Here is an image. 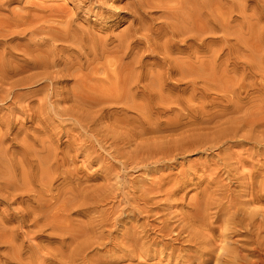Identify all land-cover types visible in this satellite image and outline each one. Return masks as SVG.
<instances>
[{
	"label": "bare ground",
	"instance_id": "6f19581e",
	"mask_svg": "<svg viewBox=\"0 0 264 264\" xmlns=\"http://www.w3.org/2000/svg\"><path fill=\"white\" fill-rule=\"evenodd\" d=\"M86 1V0H85ZM94 1V2H93ZM87 0V3H88V5L90 4L91 5V3H92V5L95 3V1L97 2V3H99L100 2V4H101V1L103 2V0H99V2H98V0ZM240 1H242V0H240ZM245 1V3L244 4H246V1L247 0H244ZM258 1V0H257ZM0 2H2L1 0H0ZM6 3V1H3V3ZM261 3H262V1H260ZM239 0H126L125 1V6H124V9H125V12H126V14L124 15V16H121V19L120 20H118L117 22H121L122 21V19H129L128 21L129 22H127V20H126V22H127V26L126 27H124V28H126L125 30H124V28H123V30H121V31H123V32H119V34L117 35L116 34V36H112V37H110V35H109V37H108V35L106 36V37H104V36H102L101 38L100 37H98L99 36V34L98 35H93L92 33L93 32H90V30H81V29H79V27H78V29L77 28H73L72 27V29L69 31V29L67 28V26H65V27H63V30L64 31H62L61 32V30L60 29H58V35L61 33V35H59V36H61V38L60 37H58V38H55V37H50L51 39L52 38H55V39H52L51 40V43H50V48L48 49L47 47H46V45H45V47H44V45H43V50H44V48L46 49V51H45V53H43L42 55L40 54H37L38 53V51L40 50V47H42V46H37L36 45V43L35 42H33V45H36L37 47H39V50L38 51H36V49L34 50V51H36L37 53V55L35 56V55H32V51H30L32 48H28L27 46H22V48H21V50H23V47H27L29 50H27V52L28 51H30V52H28V53H30V55H24L23 57H29V56H31L32 58H34V59H32V60H30V58H29V62H28V60L27 59H25L24 60V62H26V63H28L29 65H31L32 66V69L33 68H35V70H36V68H37V71L36 72H34V73H30L31 72V70H29L30 72V75L27 73L28 72V68H27V71H26V73H27V75L29 76L28 78L26 77L25 79H24V77H25V75L24 76H22L23 77V79H21V77L19 78V76L17 77V78H19L18 80H14V79H16V77L14 78L13 76H15V75H20L21 73H22V71H19L20 72V74L18 73V70L16 69L15 70V68L12 66V64H10V63H12V61L11 62H9L8 61V59L7 58H4V57H2V58H4V59H7V61L9 62H7L6 63V60H5V62L3 61V62H1L0 61V63H3L2 65L0 64V66H1V71H0V88L1 87H4L5 85H8V87L6 88H2L1 90H0V102H3V101H6L7 99H8V97H10V96H12L13 94V89H15L16 88V86H19V87H17V88H20V86L21 85H27V86H33V85H36V82L38 83V82H40L39 84V86H40V89H49L50 90V85H53V83H58V81H61V79L62 78H64V77H69V79H70V77H72V81L71 82H73L74 83V86L72 85V87H70L71 88V94L70 95H68L67 94V90L65 91L66 93H64L65 94V96L61 99V100H58V105H59V102H64V103H66L67 102V100H70V103H67L69 106H65L66 108H62L61 107V105L62 104H60L59 106L61 107V109H60V107H57L56 105L54 106V109L53 110H55L54 111V114H59V116L61 117V115H64V116H67L68 117V121H70L69 122V125L70 124H74L75 125V127H78V128H76V129H78L79 131H80V133L78 132V130H77V132L79 133V135L77 134V133H71V135L72 134H77V137H78V139H80L79 140V142L81 141V143L83 144H80L79 145V147L78 146H76V144H74V141L73 142H71L70 140V144L68 143V145H66V147L65 148H63V149H61V148H59L58 146H56V144H54V142H52V140H54L55 139V137H54V135H56L54 132L57 130V129H55V131L54 130H52V131H54V132H49L50 130H51V128H50V130L49 131H47V130H42V127L40 126L43 122H42V120H41V118H39V117H41V115H43L42 116V118H44V116H46V115H49V114H47L46 113V115L44 114L45 112H44V107H41L42 109H43V111H38V110H36V107H35V109H33V108H30V110L32 109V111L33 110H36V112L34 111V112H32L31 111V114H36V115H39V116H37V119L36 118H34L35 116L34 115H31V114H28V116L30 115V116H34L33 118L34 119H36V123L38 124V127H34V128H32V127H30V128H32L33 129V131H30L31 132V134L29 135L28 133H26L25 132V134L23 135V137H22V139H21V137L19 138V134L17 135V131H16V133H15V140L14 141H16V138L18 137L19 139H21V141H20V146H18V144H17V146H18V148L16 149L15 148V146H14V148L16 149V151H14V150H12L13 152H10V153H8V149H7V147H4L3 146V143H5L4 141H5V138H4V136H6V135H8V131H9V129H11V128H9V127H6L7 126V124H8V122H10L9 121V119H7V121L6 122H4V125H5V123H7L6 124V126H2L3 124L0 122V203H4V204H6V206L8 205V203L10 202V203H15V202H18V204L14 207V209L12 210V215L11 216H9V217H7V218H2V217H0V250L1 249H3V250H1V253L4 251V253H3V256H2V262L0 261V263H2V264H45V262H46V264H99L97 261H94V262H97V263H94L93 261H91V257L93 258V256H91L90 257V254H89V252H91L93 249H90L91 247H94V246H92V242L94 243V241L96 242V243H98L97 241H96V239L97 240H100V238L102 239V237L100 236L99 237V239H98V237L96 238H92L91 239V235H89L88 236V234H89V232H90V227L92 228V226L94 225V227H93V229L91 230V232H92V234L93 233H96L95 231H96V229L94 230V228H97L98 227V225H102V222L100 223V224H98L97 223V227H95V225L96 224H94V222L92 223L90 220H92L93 218H94V216L91 218L90 217V214H92V213H90L89 215L88 214H86V215H88L89 217H87V219H86V221H85V219H84V222L82 221V220H79V221H82L81 222V226L82 227H78V225L76 226L75 224H74V226L77 228V230H76V228L73 226V223H75V221L74 220H72V221H74L73 223L70 221L71 220V216H69L70 218V220L68 219V217L67 216H65L63 213L64 212H66L67 213V211L68 210H70L71 209V207H74L75 206V208H77L76 207V205L77 206H79V205H82L81 207H83V205L84 204H86L87 203V205H84V206H89L88 205V203H89V201L88 202H86L85 203V201H86V198H84V197H87L88 198V196L86 195V196H84L85 194H87V193H89V192H85L84 193V195H83V198L85 199H80L81 197H82V194L80 195L79 194V191L81 192V191H83V189H88V188H82L81 190L79 189V187H78V182H76V181H73V182H76L77 184H76V186L75 187H73V185H71L70 184V181L73 179V174L74 173H76L78 170L77 169H75L76 171H74V169H73V172H72V170H71V168H70V170L71 171H67V168H66V166L69 164V163H72V162H70V161H72V159H71V152H74L75 153V155L74 156H76V155H78L79 153H82V154H89V152L92 150V149H94V144H93V142H92V140H91V138L93 139H95V143H97L98 144V146H100V147H103V143L105 142L106 143V140H107V138H108V136L110 135V134H112V136H111V138L113 139V141L114 142H121L122 143V145L121 146H119V147H121L122 148V146H123V150H122V152L124 151V148H128V147H130V145H132L133 146V148L131 147V148H129V150L130 149H132V150H135V149H137L138 150V148H141L140 147V145H138L139 143H140V141H142V143H144L143 142V139L145 140V142H146V138H148V140L147 141H149V137H146V136H143L144 138L143 139H141L140 141H139V143H135L136 145H134V143L133 144H131V142H132V140H133V142H137V138H141L142 137V135H141V133L139 134V131L140 132H142L143 134L145 133V132H148V131H146V129L147 128H144L145 127V125H144V127H143V124L145 123V121H149L150 119H151V117H152V115H153V109L154 108H156V104L159 102L160 103V105H162V106H165L167 103H165L164 105H163V103L166 101V102H168V100H171L172 99V101L170 102V104L171 105H173V104H175L176 105V107H178V106H180L181 105V97L183 98V97H185L184 95L182 96L181 95V97L180 98H177L174 94H173V96H172V94L171 93H169L172 97H174L175 96V100H173V98L171 97V99H170V97L168 98L167 97V99H165V97L167 96H165L164 95V92H165V90H166V88H169V86H167V87H165L164 88V86H165V82L166 83H168L167 81H166V79H168L169 80V78H171V77H169V76H175L174 77V79L176 78V81H174V82H181V81H184V82H188L189 84L191 83L192 84V88L190 87L191 86V84H190V88L191 89H188L189 91V94H187L188 96H189V98L187 99V97H186V102H188L189 101V99H191V98H194V95L197 93V92H199L200 90L203 92V90H202V88L203 87H205V86H203V84H204V75H206V77H208L207 75H210L211 77H214L215 76V70H214V68H211V67H209V66H211V65H215L214 63H216V61H217V59H220L219 57H220V54L219 53H221V52H225V51H223L222 49L224 48H227L228 50H229V52H228V50H226L227 52L225 53L226 55V57H224L223 58V61L224 60H227V61H229L230 60V58L233 56V55H231V52L233 53L234 52V55H236L235 54V52L236 53H238V46L236 47V45H238L237 44V41H238V34L239 33H237L236 34V30L238 29V26L240 27V23H239V25H237V26H235V27H237V29L235 30L234 28H233V26H234V22H236V21H234V20H236L235 18H237V17H235V12H237L236 11V9L239 7ZM242 3V2H241ZM255 3V2H254ZM253 3V4H254ZM264 3V2H263ZM263 3H262V5H263ZM82 4V3H81ZM96 4V3H95ZM100 4H97L98 6L100 5ZM103 4L104 3H102V6H103ZM107 4V3H106ZM243 4V5H244ZM248 5L249 6H251L249 3H248ZM255 5H257L258 6V3L256 2V4ZM0 6H2L3 7V5H1L0 4ZM83 6V5H82ZM238 6V7H237ZM241 6V5H240ZM245 6H247V5H244V7ZM257 6L255 7V8H257ZM260 7H261V5H259ZM81 7V6H80ZM108 7H109V5H108ZM112 7V6H111ZM111 7L109 8L110 10L109 11H111ZM116 7V6H115ZM119 7V6H118ZM242 7V6H241ZM241 7H239L241 10H242V8ZM252 7V6H251ZM259 7V8H260ZM264 7V6H263ZM83 8V7H82ZM101 8V7H100ZM105 8H106V6H105ZM104 8V9H105ZM79 9V8H78ZM81 9V8H80ZM86 9V8H85ZM89 9V8H88ZM104 9L103 8H101V12L102 13H99V15H101L102 14V16H103V14L105 13H103V11H104ZM113 9H114V7H113ZM116 9V8H115ZM113 10L112 12H116V10ZM253 9V8H252ZM261 9H263L262 7H261ZM63 10V9H62ZM246 10V9H245ZM249 10V9H248ZM257 10V9H256ZM63 11H65V10H63ZM107 11V10H106ZM252 11V10H251ZM254 11V10H253ZM262 10H259V13L261 12ZM58 12V11H57ZM100 12V11H99ZM243 12H244V10H243ZM250 12V11H249ZM249 12H248V15H249ZM255 12V11H254ZM13 13H16V12H13ZM24 13H26V12H24ZM54 13V12H53ZM56 13V12H55ZM66 13V12H65ZM71 13V12H70ZM109 13V12H108ZM119 13V12H118ZM238 13H239V11H238ZM245 13H246V11H245ZM244 13V15L242 16V15H240L241 17H246V14ZM259 13H257L256 12V14H259ZM262 13V12H261ZM260 13V14H261ZM263 13H264V11H263ZM262 13V14H263ZM57 14V13H56ZM61 14H63V13H61ZM67 14V13H66ZM72 14V13H71ZM75 14H76V12H75ZM106 14V13H105ZM239 14H242L241 13V11H240V13ZM251 14V13H250ZM252 14H253V12H252ZM259 14V15H260ZM20 15V14H19ZM22 15V14H21ZM51 15V14H50ZM54 15V14H53ZM57 15H59V14H57ZM56 15V16H57ZM68 15H70V14H68ZM68 15H66V16H68ZM73 15L74 14H72V18H73ZM153 15H158V17H153ZM254 15L255 14H253L252 16H250L249 15V17L250 18H254ZM264 15V14H263ZM2 16V15H1ZM8 16H10V15H8ZM64 16V15H63ZM119 16V15H118ZM4 17V16H3ZM2 17V18H3ZM6 17H7V15H6ZM5 17V18H6ZM15 17V16H14ZM13 17V18H14ZM23 17V16H22ZM70 17V21H71V16H69ZM74 17H77L76 15H74ZM114 17V16H113ZM235 17V18H234ZM258 17V16H257ZM264 17V16H263ZM9 18V17H8ZM7 18V19H8ZM11 18H12V16H11ZM10 18V19H11ZM32 18V17H31ZM34 18V17H33ZM44 18V17H43ZM50 18V17H49ZM60 18V17H59ZM64 18V17H63ZM66 18V17H65ZM64 18V19H65ZM239 18V17H238ZM248 18V17H247ZM250 18L249 19H246V20H249V21H247L248 22V24H247V26H249V23H251L250 22ZM259 19H260V17H258ZM4 19V18H3ZM14 19H16V18H14ZM22 19V18H21ZM40 19V18H39ZM47 19V18H46ZM67 19V18H66ZM76 18H73V20L74 21H76L75 20ZM241 19V18H240ZM239 19V20H240ZM251 19V21L252 22H254L253 20ZM262 19V18H261ZM260 19V20H261ZM18 20V19H17ZM20 20V19H19ZM28 20V19H27ZM48 20V19H47ZM46 20V21H47ZM54 20V19H53ZM57 20H59V19H57ZM68 20V19H67ZM158 20V21H157ZM159 20H160V22H159ZM13 21V20H12ZM21 21V20H20ZM22 21H24V20H22ZM26 21V20H25ZM31 21H34V20H31ZM37 21V20H36ZM41 21V20H40ZM40 21H38V22H40ZM56 21V20H55ZM54 21V22H55ZM69 21V23H71L72 24V21L70 22ZM241 21H242V19H241ZM241 21H239V22H241ZM258 21V20H257ZM262 22H263V20H261ZM49 22V21H48ZM62 22H64V20L62 21ZM66 20H65V24H66ZM119 22V23H120ZM244 22V21H243ZM246 22V23H247ZM260 22V21H259ZM258 22V23H259ZM3 22H1V24H2ZM12 23V22H11ZM10 23V24H11ZM17 23H18V21H17ZM28 23H30V22H28ZM32 23H34V22H32ZM37 23V22H36ZM60 23V22H59ZM245 23V22H244ZM244 23H243V25H244ZM257 23V22H256ZM255 22L250 26V28L251 29H249V31L251 30V32H252V35L250 34V33H248V35L250 34V38H248V36L245 38V36L247 35V33L245 34V36H243L242 38H241V40H245V41H248L249 39H251L252 40V45L250 44L251 42H248V44L246 45V42L244 43L245 45L244 46H247V48H248V50L250 49V55L248 54V52L247 53H245V51H243L244 53H242V55H241V52H240V55L242 56V57H240L241 59L242 58H245V55H249L250 57H248V56H246V58L248 57L249 59V61H248V63L250 64V77H256V76H258L259 78H260V80H259V82H260V84H258V85H256V86H254V84H256L258 81H252V79H251V87H252V85H253V87H255V89H254V91H253V94L255 95V99H257L256 101H259V105H258V107H257V109H258V111H256L257 113H255L253 110H251L252 112H253V114L254 115H256V114H258L259 113V115H257L255 118H253L252 116V118H250V121H248L247 122V124H246V121H245V123H243L242 121H237V123L239 124V125H241V126H238V124L234 121V123H236L237 124V126H234V124H233V127H231V129L229 130V128L228 127H226V128H228V130L229 131H227V132H229V133H227V134H229L230 136H232V135H234L235 136V134H236V132H237V134H239L238 133V130H240V128L242 129V128H245L244 127V125H246V126H250V127H247V129L246 130H248V128H250V139L252 140L253 139V142L254 143H260L261 142V144L263 145V140H264V39H263V35H264V33L263 34H261L262 32L260 31V32H258L260 29H261V25L263 24V23H261V25H257ZM4 24V23H3ZM21 24V23H20ZM19 24V25H20ZM38 24V23H37ZM64 24V25H65ZM68 24V23H67ZM71 24H70V26H71ZM75 24V23H74ZM260 24V23H259ZM25 25V24H24ZM27 25V24H26ZM81 25V24H80ZM236 25V24H235ZM246 25V24H245ZM244 25V26H245ZM4 26V25H3ZM2 26V27H3ZM34 26V25H33ZM32 26V28H35V27H33ZM49 26H50V23H49ZM52 27H53V24L51 25ZM58 26V25H57ZM60 26L61 25H59L58 27L60 28ZM70 26L68 25V27L70 28ZM76 26V25H75ZM78 26V25H77ZM76 26V27H77ZM256 26V27H255ZM257 26L260 28L257 32L258 33H260L261 35H258V34H256L257 32L255 31V30H257L258 28H257ZM264 25H262V27H263ZM37 27V26H36ZM62 27V26H61ZM243 27V26H242ZM241 27V28H242ZM0 28H1V26H0ZM5 28V27H4ZM8 28V27H7ZM6 28V29H7ZM13 28V27H12ZM16 28V27H15ZM40 28V27H39ZM64 28H67V29H64ZM241 28H240V30H241ZM244 28H246L247 29V27L245 26ZM256 28V29H255ZM37 29H38V27H37ZM243 29V28H242ZM247 29V30H248ZM263 29V28H262ZM10 30V29H9ZM9 30H5V29H1L0 31H1V33H0V38H2V36H4L5 35V33H7V31L9 32V34H12L11 32H13L12 30H11V32L9 31ZM43 30V29H42ZM46 30V29H45ZM44 30V31H45ZM49 30V29H48ZM51 30V29H50ZM60 30V31H59ZM244 30V29H243ZM264 30V29H263ZM19 31H21V30H19ZM32 31V30H31ZM54 31V30H53ZM17 32V31H16ZM16 32H13L14 34L16 33ZM22 32H24V31H22ZM21 32V33H22ZM39 32V31H38ZM46 32H49V31H46ZM46 32H45V34H46ZM218 32H220L222 35H220ZM238 32V31H237ZM243 31H241L240 33L241 34H244V33H242ZM255 32V33H254ZM25 33H26V31H25ZM40 33V32H39ZM217 33L219 34V37L221 36H223L224 37V39H226L225 37H227V39H228V42L231 40H229V38H228V36L229 37H231V36H236L235 37V46H233V47H236V51H235V48H231V47H227V39L226 40H224V39H221V38H218L217 40H216V35H217ZM3 34V35H2ZM35 34V33H34ZM36 34H37V32H36ZM36 34H35V36H36ZM41 34V33H40ZM49 34H53L52 33V31H51V33H49ZM54 34H55V32H54ZM108 34H111V33H108ZM8 34H6V36H7ZM30 35H31V33H30ZM39 35V34H38ZM37 35V36H38ZM56 37L58 36L57 35V32H56ZM209 35L211 36V35H214V37L211 39V40H207L208 38H209ZM5 36V37H6ZM9 36V35H8ZM22 36V35H21ZM27 36V35H26ZM32 36V38L34 37V35H31ZM31 36H29V37H31ZM40 36V35H39ZM104 37V39H102ZM212 37V36H211ZM222 37V38H223ZM4 38V37H3ZM44 38V37H43ZM43 38H41V39H43ZM232 38V37H231ZM239 38V39H240ZM31 39V38H30ZM59 39V40H58ZM221 39V40H220ZM49 40V39H48ZM48 40H47V42H48ZM54 40H56V41H60L61 40V42H62V45H63V43H69V45H67L66 43H65V45H67V46H62V47H60V50L59 49H57L58 51L57 52H55L56 50H55V46L57 45H55V43H54ZM206 40H207V42H206ZM233 40V39H232ZM250 40V41H251ZM254 40V41H253ZM44 41V39L41 41V42H43ZM55 41V42H56ZM7 42V41H6ZM40 42V43H41ZM46 42V43H47ZM179 43L180 44V48L179 49H175L174 48V46H175V44L176 43ZM232 42V41H231ZM234 42V41H233ZM240 42V41H239ZM238 42V43H239ZM244 42V41H243ZM15 43V42H14ZM26 43V42H25ZM35 43V44H34ZM49 43V42H48ZM57 43V42H56ZM60 43V42H59ZM177 43V44H178ZM240 43H242V41L240 42ZM7 44V43H6ZM8 44H10V43H8ZM30 44V43H29ZM229 44H230V42H229ZM243 44V43H242ZM5 45V41H4V44H3V46ZM22 45V44H21ZM20 45V46H21ZM49 45V44H48ZM47 45V46H48ZM233 45V44H232ZM250 45V46H249ZM6 46V45H5ZM4 46V47H5ZM32 46V45H31ZM30 46V47H31ZM59 46V45H58ZM177 46H179V45H177ZM229 46V45H228ZM231 46V45H230ZM11 47V46H10ZM15 47V46H14ZM14 47H12V48H14ZM53 47V48H52ZM251 47V48H250ZM11 48V49H12ZM16 48L17 49H19V46L17 47L16 46ZM15 48V49H16ZM35 48V47H34ZM52 48V49H51ZM59 48V47H58ZM143 48V49H142ZM217 48H219L218 50H217ZM242 48V47H241ZM2 49V48H1ZM5 49V48H4ZM3 49V50H4ZM10 49V50H11ZM14 49V50H15ZM38 49V48H37ZM42 49V48H41ZM65 49V50H64ZM67 49V50H66ZM144 49H146V50H148V52L147 53H153L154 54V52H156V54H158L160 57H158L156 60V62H155V60L153 61V62H155V64H156V66H157V68L155 67V70L153 69L152 71H154L153 73L154 74H152V73H150L148 70H146L147 72H149V73H147V72H145L144 73V71L142 70V68L143 67H146L145 65H143V63H142V57H139L142 53L144 54V52H142L141 53V51L142 50H144ZM204 49H211L212 51H213V53L211 54L210 52H212V51H209V53L211 54V55H209L208 56V54H206L209 58H207V56H206V58H205V55H202V54H205V50ZM232 49H234V51H232ZM7 50H8V46H7ZM7 50H5V52L7 51ZM9 50V51H10ZM20 50V49H19ZM20 50V51H21ZM70 51V50H72V53L70 52V54H69V52H68V55H65V53H64V51ZM217 50V51H216ZM244 50V49H243ZM8 51V52H9ZM16 51V50H15ZM15 51H13V52H15ZM42 51V50H41ZM43 51V52H44ZM140 51V55H138V52ZM215 51V52H214ZM220 51V52H219ZM24 52H26L25 51V49H24ZM26 52V54H28ZM40 52V51H39ZM176 53V54H178V55H180V57L178 56V55H174L173 57H171V54H173V53ZM219 52V53H218ZM1 53V52H0ZM7 53V52H6ZM11 53V52H10ZM42 53V52H41ZM5 54V53H4ZM15 54H17L16 52H15ZM20 54H21V52H20ZM23 54H25V53H23ZM145 54H146V52H145ZM224 54V53H223ZM222 54V55H223ZM3 55V54H2ZM7 55H9V54H7ZM147 55V54H146ZM239 55V56H240ZM0 56H1V54H0ZM10 56V55H9ZM11 56H12V54H11ZM155 56V55H154ZM175 56H178V57H175ZM237 56V55H236ZM244 56V57H243ZM6 57V56H5ZM14 57V56H13ZM18 57V56H17ZM20 57V56H19ZM144 57V56H143ZM234 57V56H233ZM22 58V57H21ZM237 58L239 59V57L237 56ZM237 58H236V60H237ZM1 59V58H0ZM11 59V58H10ZM12 59H14V58H12ZM16 59V58H15ZM146 59V58H145ZM222 59V58H221ZM221 59H220V61H221ZM234 59H235V57H234ZM233 59V60H234ZM242 60H244V59H242ZM145 61V60H144ZM147 61V60H146ZM145 61V63H147ZM149 61V60H148ZM246 61V60H245ZM246 61V62H247ZM24 62H22L21 64L24 66V68H25V66L27 65V64H25L24 65ZM231 62V61H230ZM239 62V61H238ZM242 62V61H241ZM241 62H239V65H241L242 63ZM246 62H245V65H246ZM5 63V64H4ZM15 63V62H14ZM144 63V64H145ZM150 63V62H149ZM222 63H224V62H222ZM227 63V62H226ZM233 63V62H232ZM235 63H237V61L235 62ZM241 63V64H240ZM6 64H8V65H6ZM217 64H220V62L218 63L217 62ZM228 64V63H227ZM227 64H225V67L228 69V67L226 66ZM229 64H231V63H229ZM15 66H16V68H18V66H17V63L16 64H14ZM18 65H20L19 63H18ZM148 66V68L146 67V69H149V65L150 64H147ZM151 65H152V63H151ZM150 65V66H151ZM233 65H234V63H233ZM236 65H238V64H235V67H236ZM21 66V65H20ZM20 66H19V68H20ZM217 66V65H216ZM224 66V64H222V67ZM244 65H242V67H243ZM248 66V65H247ZM246 66V67H247ZM3 67H5V68H3ZM22 67V66H21ZM26 67H28V66H26ZM30 67V66H29ZM214 67V66H213ZM221 67V66H220ZM225 67H223V68H225ZM229 67H230V65H229ZM245 66H244V68H246ZM23 68V67H22ZM222 68V70H224ZM225 68V69H226ZM231 68V67H230ZM237 68V67H236ZM235 68V69H236ZM249 68V67H248ZM21 69V68H20ZM30 69V68H29ZM54 69V70H53ZM55 69H57V70H55ZM145 69V68H144ZM151 69V68H150ZM218 69V68H217ZM221 68H219L218 69V71L220 70ZM231 69H233L234 70V68H231ZM239 70H240V66H239V68H238ZM237 69V70H238ZM242 69V68H241ZM22 70V69H21ZM25 70H26V68H25ZM39 70V71H38ZM52 70V71H51ZM222 70H220V71H222ZM244 70V69H243ZM247 70L245 71V72H247ZM24 71V70H23ZM34 71V70H33ZM32 71V72H33ZM242 71V70H241ZM240 71V72H241ZM25 72V71H24ZM243 73H244V71H242ZM230 73H231V71H230ZM233 73V72H232ZM235 73H237L238 74V71L237 72H235ZM243 73H242V75H243ZM23 74V73H22ZM21 74V75H22ZM225 76H228L227 74H225V73H223ZM223 74H221L222 76H223V79L225 78V76L223 75ZM234 74V73H233ZM26 75V76H27ZM100 75V76H99ZM102 75V76H101ZM220 75V74H219ZM220 75V76H221ZM230 75V74H229ZM239 75V74H238ZM220 76H217V74H216V77H214L215 79L217 78V77H219V78H217V82L219 81L218 79H221L220 78ZM231 76V75H230ZM233 76H236V75H233ZM244 76V75H243ZM243 76H241V77H243ZM245 76H247V75H245ZM250 77H248V78H250ZM14 78V79H13ZM213 78V79H214ZM230 78V77H229ZM228 78V80L227 79H225V81H226V84H225V81L223 80V82H224V84L227 86V84H228V86H227V89L226 90H228V88H230L229 86H230V84L232 83V84H234L233 83V81H231V80H233L232 79V76H231V78L229 79ZM235 79H236V81H237V79H240V78H236V77H234ZM244 78V77H243ZM207 79V78H206ZM235 79H234V81H235ZM242 79V78H241ZM257 79V78H256ZM10 80L12 81V82H10ZM49 81V85L47 86V84L45 83V81ZM172 80V79H171ZM209 80V79H208ZM258 80V79H257ZM210 81V80H209ZM208 81V84H210V82ZM214 81V80H213ZM230 81H231V83H230ZM236 81H235V84H236ZM242 81V80H241ZM241 81H239V82H241ZM183 82V83H184ZM207 82V81H206ZM216 82V81H215ZM223 82H222V84L220 83H215V84H219V85H224L223 84ZM238 81H237V83H239ZM244 82V81H243ZM57 83L56 84H54V85H57ZM61 83V82H60ZM68 83V82H67ZM70 83V82H69ZM72 83V84H73ZM244 83H246V82H244ZM65 84H66V82H65ZM170 84V83H169ZM168 84V85H169ZM174 84H176V83H174ZM181 84H182V82H181ZM180 84V85H181ZM207 84V86H209ZM243 83L241 82V85H242ZM38 85V84H37ZM36 85V86H37ZM177 85V84H176ZM187 85H185V88H186V86ZM240 85V84H239ZM246 85V84H245ZM245 85L243 86V87H245ZM27 86H25V87H27ZM35 86V87H36ZM179 86V85H178ZM182 86H184V85H182ZM180 87V89H182L183 88V90H184V87ZM206 86V87H207ZM215 86H217V85H215ZM237 86V85H236ZM236 86H232L231 88H232V90H230V93L231 94H229V95H231V98L229 97V98H227L228 100L230 99V100H232L233 102H235L234 100V98L235 97H237V95L239 94H235V93H237V92H235V91H237V90H233V88H236ZM15 87V88H14ZM23 87V86H22ZM21 87V88H22ZM38 87V86H37ZM37 87H36V89L34 88V87H31V88H34L33 90L34 91H38V89H37ZM58 87V86H57ZM210 87V86H209ZM214 87V86H213ZM222 87H224V86H222ZM238 87V86H237ZM241 87V86H240ZM246 87H247V85H246ZM248 87H249V84H248ZM247 87V88H248ZM252 87V88H253ZM9 88V89H8ZM24 88V87H23ZM29 88V87H28ZM30 88V89H31ZM53 88H55V86L54 87H52L51 88V92H52V96L54 97V95H57V92L55 91V89H57V88H55V89H53ZM59 88V87H58ZM65 88H63L64 90H65ZM171 88V87H170ZM174 88V87H173ZM5 89V90H4ZM30 89L29 90H27V91H30ZM61 89V88H60ZM210 89H216V88H211L210 87ZM217 89H219V87L217 86ZM222 89V88H221ZM239 89H242V88H239ZM245 89V88H244ZM6 90H9V91H6ZM13 90V91H12ZM32 90V89H31ZM44 90V91H45ZM49 90H47V91H45L46 92V94H47V92L49 91ZM62 90V89H61ZM60 90V91H61ZM179 90V89H178ZM220 90V89H219ZM223 90V89H222ZM226 90H224V91H226ZM228 90V91H229ZM243 90V89H242ZM242 90H241V92H242ZM247 90H249V89H247ZM17 91V90H16ZM33 91V92H34ZM168 91H169V89H168ZM173 91V90H172ZM182 91V90H181ZM184 91H186V90H184ZM212 90H210V92H211ZM216 91H218V90H216ZM228 91H227V93H228ZM15 92V91H14ZM18 92V91H17ZM17 92L14 94V95H16L17 94ZM20 92V91H19ZM31 92V91H30ZM40 92H43V91H40ZM59 92V91H58ZM183 92V91H182ZM187 92V93H188ZM201 92V93H202ZM205 92V91H204ZM207 92H209V91H207ZM209 92V93H210ZM220 92V94H221V92H222V94H223V91H219ZM235 92V93H234ZM240 92V93H241ZM244 92V91H243ZM32 93V92H31ZM62 93V92H61ZM166 93H168V92H166ZM165 93V94H166ZM176 93H177V91H176ZM181 93V92H180ZM179 92L177 93V94H180ZM209 93H206L205 92V94L207 95L208 94V97H209ZM218 93V92H217ZM225 93V92H224ZM227 93H226V97H227ZM244 93H246V92H244ZM249 93H251V92H249ZM12 94V95H11ZM45 94V93H44ZM45 94V95H46ZM49 94L51 95V93L49 92ZM67 94V95H66ZM182 94V93H181ZM199 94H200V92H199ZM199 94H197V96H199V97H201V94L199 95ZM236 96H235V95ZM8 95H10V96H8ZM42 96H44L43 95V93L41 94ZM48 95V94H47ZM50 95H49V98H50ZM186 95V96H187ZM219 95V94H218ZM218 95L216 94V96L218 97ZM244 95V94H243ZM251 95V94H250ZM156 96V99L158 100V102H157V100H155V97ZM178 96V95H177ZM196 96V97H197ZM211 96V95H210ZM239 96V95H238ZM246 96H249V94L248 95H246ZM252 96V95H251ZM19 98V96H18V94H17V96H13V98H14V100H16V98ZM45 97H47V96H45ZM44 97V98H45ZM52 97V98H53ZM58 97H62V96H59L58 95ZM158 97V98H157ZM198 97V98H199ZM203 97H204V95H203ZM203 97H201V98H203ZM206 97V96H205ZM220 97V96H219ZM224 97V96H223ZM222 97V98H223ZM254 97V96H253ZM17 98V99H18ZM29 98V97H28ZM43 98V97H42ZM43 98V99H44ZM57 97H55V99H56ZM154 98V99H153ZM212 98V97H211ZM214 98V97H213ZM211 99V100H214V99ZM239 98V97H238ZM240 98H241V96H240ZM247 98V97H246ZM38 99V98H37ZM137 99H138V102H137ZM139 99H140V102H139ZM184 99V98H183ZM182 99V100H183ZM195 99V98H194ZM193 99V100H194ZM204 99V98H203ZM202 99V100H203ZM216 99V98H215ZM220 99V98H219ZM224 99V98H223ZM234 99V100H233ZM244 99V98H243ZM249 99V102H250V98H248ZM8 100H10V99H8ZM51 100V99H50ZM49 100V101H50ZM53 100V99H52ZM156 102L155 103V105H154V101ZM184 100V101H185ZM200 102L199 103H201V99H198ZM205 100H206V98H205ZM225 100V99H224ZM224 100H223V103H224ZM227 100V102H229V103H231L232 101H228ZM237 100V99H236ZM241 100V99H240ZM246 100V99H245ZM11 101H12V99H11ZM16 101H19V100H16ZM35 101V100H34ZM40 101V103L43 101V100H39ZM45 101H46V98H45ZM48 101V102H49ZM54 101V100H53ZM56 101V100H55ZM196 101H197V98H196ZM215 101V100H214ZM218 101H220V102H222V99L221 100H218ZM7 102H9V101H7ZM47 102V101H46ZM69 102V101H68ZM190 102H192L191 104H190V106L191 105H193V101H189V103ZM198 102V101H197ZM203 102H205L204 100H203ZM202 102V103H203ZM216 102H217V100H216ZM238 102V101H237ZM237 102H235V103H237ZM242 102H244V101H242ZM246 102V101H245ZM248 102V101H247ZM248 102V103H249ZM18 103V102H17ZM43 103H44V101H43ZM50 103V102H49ZM57 103V102H56ZM55 102H52L51 104H56ZM158 103V104H159ZM184 103V102H183ZM182 103V104H183ZM205 103H207V101L205 102ZM210 103H211V101H210ZM225 103H226V101H225ZM235 103H232L233 104V106H235ZM238 103H240V102H238ZM237 103V104H238ZM2 104V103H1ZM3 104H6V103H3ZM11 104V105H10ZM10 104H9V108L8 109H6L5 108V110H8L9 111V113L8 114H10V115H8V114H4V116H6V117H9V116H11V114H12V112H14V111H16V112H21V111H24L23 110V108L21 107H18L19 105H17V104H15V101H12V102H10ZM157 104V105H158ZM204 104V103H203ZM209 104V103H208ZM212 104H214V102H212ZM221 104V103H220ZM231 104V105H232ZM236 104V105H237ZM241 104H243V103H241ZM247 104V103H246ZM250 104V103H249ZM249 104H247V105H249ZM40 105H42V104H40ZM63 105H65V104H63ZM167 105H169V102H168V104ZM167 105H166V107H167ZM186 105V107H188L187 106V104H185ZM189 105V104H188ZM195 106L197 105V104H194ZM193 105V106H194ZM199 106H197V108L199 107V109H200V104H198ZM205 105V104H204ZM204 105H202V106H204ZM207 105V104H206ZM206 105H205V107L204 108H206ZM217 105H219V103L217 104ZM224 105V104H223ZM225 105H227V104H225ZM239 106H243V105H240V104H238ZM237 105V106H238ZM246 105V106H247ZM251 105V104H250ZM2 106H4V105H2ZM43 106H44V104H43ZM50 106V105H49ZM194 106V107H195ZM201 106V107H202ZM215 105H213V107H214ZM245 106V103H244V107H246ZM6 107V106H5ZM26 107V106H25ZM46 107V106H45ZM64 107V106H63ZM111 107H113L114 108V113L113 112H111V114H110V109L109 108H111ZM159 107H161V106H159ZM169 107V110H170V105L168 106ZM172 107V106H171ZM174 107V106H173ZM180 107H182V105L180 106ZM185 107V108H186ZM208 107V106H207ZM230 107V106H229ZM229 107H225V108H229ZM236 107V106H235ZM234 107V108H235ZM249 107H254V106H249ZM39 109H41L40 107H38ZM51 108V107H50ZM50 108H48V109H50ZM163 108H165V107H162V110H163ZM196 108V107H195ZM217 108H219L220 109V106H218ZM233 109V107L231 106L230 107V109ZM243 108V107H242ZM256 108V107H255ZM107 109H109L108 111H107ZM130 110V111H135L136 113H135V115H138V119L136 118V117H132L131 119L132 120H134V118H136V122L139 124V130L138 129H135L136 127L135 126H133L134 124H133V122H132V124H130L131 122H129L128 121V119L126 118V116L128 115V114H126L125 115V111L126 110ZM158 109V108H157ZM174 109V108H173ZM175 109H178V108H175ZM184 108H182V110H183ZM189 109H192V108H189ZM198 109V110H199ZM208 109V108H207ZM219 109H216V110H214V111H216L217 113L215 114V115H218V113L220 112V115L222 114L221 113V111H217V110H219ZM238 109H241V108H238ZM238 109H237V111H238ZM246 109H247V107H246ZM248 109H250V108H248ZM254 109V108H253ZM2 110H4L3 108H2ZM1 110V111H2ZM27 111H28V109H26ZM46 110V109H45ZM53 110H52V112H53ZM125 110V111H124ZM162 110H161V112H162ZM168 110V109H167ZM187 110V109H186ZM186 110H184V111H186ZM201 110V109H200ZM199 110V111H200ZM202 110L203 111H207V110H205V109H203V107H202ZM202 110H201V112H202ZM221 110H224L223 108L221 109ZM227 109H225V111H226ZM241 110H244V109H241ZM124 113H123V112ZM155 111H156V109H155ZM159 111V110H158ZM165 111V109L163 110V112ZM178 110H176L175 112H177ZM181 111V110H180ZM188 111V110H187ZM209 111V110H208ZM207 111V112H208ZM213 111V112H214ZM225 111L223 112V114L225 115ZM229 111V110H228ZM234 111H236V110H234ZM233 111V112H234ZM234 112V113H237L238 114V112ZM247 111H249V113H250V110H247ZM247 111H244L245 112V114H246V112ZM29 112V111H28ZM38 112V113H37ZM44 112V113H43ZM48 112V111H47ZM108 112H109V114H108ZM129 112V111H128ZM127 112V113H128ZM160 112V111H159ZM169 112V111H168ZM196 112V111H195ZM227 112V111H226ZM230 112V111H229ZM228 112V113H229ZM232 112V111H231ZM241 112V114H242V112L243 111H240ZM3 113V112H2ZM25 113H26V111H24V116H25ZM43 113V114H42ZM48 113H50V111L48 112ZM165 113V112H164ZM185 113V112H184ZM189 113V112H188ZM198 113V112H197ZM210 113V112H209ZM212 113V112H211ZM210 113V114H211ZM234 113H232V114H234ZM156 114H158V112L157 113H155L154 115H156ZM173 114V113H172ZM177 114V113H176ZM181 114L184 116V115H188V114H183V111L181 112ZM181 114H177V116H181ZM189 114H192V113H189ZM194 114V113H193ZM196 114V113H195ZM199 114V113H198ZM202 113H200V117L202 116H205V114H207V113H205L204 115H201ZM209 114V115H210ZM213 114V115H214ZM223 114H222V117H221V119H222V121H225V120H228V119H226L225 117H231L232 118V116H236V117H238L237 115H232V116H226L225 115V117L223 116ZM230 114V113H229ZM240 114V113H239ZM240 114V115H241ZM252 113H251V115H253ZM13 115V114H12ZM135 115H133V116H135ZM197 115V114H196ZM214 115V117H217V116H215ZM243 115V114H242ZM241 115V116H242ZM248 115V114H247ZM247 115H244L245 117L247 116ZM4 116H3V118H4ZM15 116V115H14ZM63 116V117H64ZM160 116V115H159ZM174 115H172V117H173ZM182 116V117H183ZM189 116V115H188ZM194 116V115H193ZM212 116V114L210 115V117ZM243 116V117H244ZM250 116V115H249ZM2 117V116H1ZM48 117V116H47ZM46 117V118H47ZM49 117H50V115H49ZM47 118V119H49L50 120V118H54L55 116L53 115L52 117H50V118ZM56 117H58L57 115H56ZM66 117V118H67ZM129 117H131V116H129L128 115V118ZM157 117V116H156ZM171 117V116H170ZM170 117L168 118V119H170ZM178 117V118H179ZM182 117H180V120L182 121L183 120V118ZM186 117V116H185ZM194 117H196V116H194ZM199 117V116H198ZM206 117V116H205ZM204 117V118H205ZM213 117V118H214ZM219 117V116H218ZM235 117V118H236ZM248 117V116H247ZM246 117V118H247ZM13 118V117H12ZM24 118V117H23ZM27 118V117H26ZM32 118V119H33ZM46 118L43 120V121H45L46 120ZM53 118H52V120H53ZM65 118V119H66ZM108 119V118H110V120L108 119L107 121H110L109 122V125H108V123L106 124L105 123V121H104V119ZM174 118V117H173ZM177 118V117H176ZM182 118V119H181ZM194 119L193 117H191L190 116V119ZM197 118V117H196ZM208 118V117H207ZM212 118V117H211ZM225 118V119H224ZM235 118H233V119H235ZM241 118V117H240ZM240 118H238V120L240 119ZM1 119V118H0ZM6 119V118H5ZM4 119V120H5ZM25 119V118H24ZM28 119H30V118H28ZM62 119V118H61ZM105 119V120H106ZM130 119V118H129ZM154 119V118H153ZM152 119V120H153ZM203 118H201V121H203L202 120ZM206 119V118H205ZM220 119V118H219ZM219 119H216V120H218V121H220ZM224 119V120H223ZM248 119H249V117H248ZM10 120H11V118H10ZM15 120V122H16V119H14ZM26 120V119H25ZM48 120V121H49ZM51 120V121H52ZM132 120H130V121H132ZM174 121H175V118L173 119ZM172 120V121H173ZM179 120V119H178ZM177 119H176V121H177V123L178 124H176V123H174V124H176V126L177 125H181V124H179V121H178ZM186 120H188V119H186ZM185 119L183 120V121H186ZM209 120H210V118H209ZM207 121V122H210V121ZM212 120V119H211ZM230 121L229 122H231V120L232 119H229ZM237 120V119H236ZM244 120H246V119H244ZM2 121V120H1ZM12 121V120H11ZM21 121V120H20ZM31 121V120H30ZM33 121V123H34V120H32ZM48 121H45V123H44V125L46 124V122H47V124L49 123ZM63 121V120H62ZM65 121V120H64ZM104 121V122H103ZM171 121V123L173 124V122ZM191 122H192V120H190ZM194 121V120H193ZM218 121H216V122H218ZM221 121V124L223 125V126H225V122H222ZM28 122H29V120H28ZM71 122H73V123H71ZM134 122H135V120H134ZM154 122V121H153ZM187 122V121H186ZM191 122H189V123H191ZM196 123H197V125H198V123L200 122V120H198V122H197V120L195 121ZM204 122V121H203ZM213 122V121H212ZM227 122V121H226ZM250 122V123H249ZM33 123H32V125H33ZM36 123H34L35 125H36ZM68 123V122H67ZM137 123H136V125H137ZM150 123H152L151 121H149L148 122V125L150 124ZM189 123H187V124H189ZM204 123H206V122H204ZM219 123V122H218ZM232 123H233V120H232ZM11 124H13V122L11 123ZM10 123L8 124V125H11ZM15 124V123H14ZM13 124V125H14ZM20 124V123H19ZM49 124H51V123H49ZM48 124V125H49ZM129 124H130V126H129ZM168 124H170V122L168 123L167 122V125ZM173 124V125H174ZM186 124V126H188V128H189V125H187ZM211 124H213V123H210V124H208V125H206L205 124V126L204 125H202L201 124V122H200V126H204V127H208L209 128V125H211ZM216 123L214 122V124L213 125H215ZM220 123H219V125H221ZM226 124H228V123H226ZM229 124H231V123H229ZM16 125V124H15ZM55 125H58V124H56L55 123ZM65 125V124H64ZM131 125H132V127H131ZM192 125H196V124H190V126H192ZM197 125H196V127H194V129L195 128H198L197 127ZM212 125V126H213ZM219 125L217 124V128H215L214 130H213V132H210V131H212L211 129L214 127H210V131H209V133H211V134H209V136H212V134L214 135L215 134V132H216V134L218 133L217 131L219 130L218 129V127H219ZM221 125V126H222ZM259 126V127H263V128H261L259 131L257 130L256 132H258V133H256L255 134V130L256 129H254V127L255 126ZM18 126V125H17ZM19 126H21V124L19 125ZM18 126V127H19ZM47 126V125H46ZM45 126V127H46ZM146 126H147V124H146ZM175 126V125H174ZM178 126V127H179ZM183 126H184V124H183ZM182 126V127H183ZM199 126V128H202V127H200ZM229 126V125H228ZM24 127V126H23ZM28 127V126H27ZM48 127V126H47ZM46 127V128H47ZM137 127H138V125H137ZM171 127H173V126H171ZM193 127V126H192ZM215 127H216V125H215ZM22 127H20L19 128V131H20V129H21ZM44 128V127H43ZM70 128V127H69ZM71 128H73V126H71ZM71 128L70 129H68V131L66 130L65 132H66V134H67V132L69 133V132H71V131H69V130H71ZM152 127H151V125H150V131L149 132H152V129H151ZM167 128H168V126H167ZM175 128H177V127H175ZM179 128H181V127H179ZM178 128V129H179ZM183 128H185V130L187 129L186 127H183ZM18 129V128H17ZM53 129V128H52ZM59 129V128H58ZM122 129H123V131L124 132H122ZM126 131H125V130ZM149 129V128H148ZM190 129H191V127H190ZM189 129V130H190ZM193 129V130H194ZM207 129V128H206ZM216 129H218V130H216ZM27 130V129H26ZM29 130V129H28ZM31 130V129H30ZM60 130V129H59ZM74 130V129H73ZM104 130V131H103ZM119 130H121V131H119ZM138 130V131H137ZM170 130V129H169ZM173 129H171V131H172ZM179 130H181V129H179ZM188 130V129H187ZM186 130V131H187ZM189 130H188V132H189ZM200 130V129H199ZM203 130H204V128H203ZM220 130H223L222 128L220 129ZM219 130V135H221L220 134V132H224V130L223 131H220ZM25 131V130H24ZM23 131V132H24ZM174 131H178V130H174ZM183 131V130H182ZM204 131H207V130H204ZM244 131V130H243ZM242 131V132H243ZM253 131H254V133H253ZM14 132V131H13ZM22 132V133H23ZM57 132V131H56ZM73 132V131H72ZM76 132V131H75ZM118 132H122L121 134H118ZM173 132V131H172ZM180 132V134H181V131H179ZM193 132V131H192ZM195 132V131H194ZM193 132V133H194ZM199 132H201V130L199 131ZM198 132V133H199ZM203 132V131H202ZM202 132H201V134H202ZM242 132H240V133H242ZM247 133V131H244V133ZM60 133V132H59ZM164 133V132H163ZM183 133V132H182ZM191 133V132H190ZM196 133V132H195ZM194 133V134H195ZM204 133V132H203ZM207 133V132H206ZM249 133H247L248 134V137H249ZM12 134V133H11ZM62 134V133H61ZM145 134H147V133H145ZM168 134V133H167ZM167 134H166V136H167ZM175 135H176V133H174ZM186 134V133H185ZM185 134H182L181 135V138H182V136L183 135H185ZM188 134V133H187ZM197 134V133H196ZM215 134V135H216ZM227 134H224L225 136L224 137H222L223 138V140H225V139H227V138H225L226 136H228ZM236 134V135H237ZM255 134V135H254ZM71 135H70V137H71ZM165 135V134H164ZM169 135V134H168ZM172 135V134H171ZM178 135V134H177ZM189 135V134H188ZM191 135V134H190ZM190 135H189V137H190ZM193 135V134H192ZM208 135V134H207ZM244 135V134H243ZM243 135H240V136H242L244 139H246V135L245 136H243ZM10 136V135H9ZM8 136V137H9ZM57 136V135H56ZM69 136V135H68ZM68 136L67 137H64V138H68ZM140 136V137H139ZM205 136H206V134H205ZM222 136H223V134H222ZM230 136H228L229 138V141H230V139L232 140V138H230ZM233 136V137H234ZM239 135H237L236 137H238ZM7 137V138H8ZM60 137V136H59ZM146 137V138H145ZM151 137V136H150ZM157 137V136H156ZM160 137V136H159ZM162 137V136H161ZM163 137H165V136H163ZM177 138H178V136H176ZM187 137V136H186ZM188 137V138H189ZM200 137V136H199ZM202 137H203V135H202ZM215 137H218V139L220 140V138H221V136H214V138H213V136H212V140H213V142H214V144L217 146L219 143H217V142H220L217 138V140H216V142L214 141V139H215ZM236 137H234V138H236ZM242 137H240V138H242ZM6 138V139H7ZM13 138V137H12ZM11 138V139H12ZM54 138V139H53ZM58 138V137H57ZM72 139L73 138H75L76 139V137H75V135H74V137H71ZM82 138V139H81ZM134 138H136L135 139V141H134ZM169 138H171V137H169ZM169 138H166L167 140L169 139ZM176 138V139H177ZM191 138V137H190ZM190 138H189V140H190ZM198 138V137H197ZM207 138V137H206ZM209 138H211V137H209ZM225 138V139H224ZM11 139L9 140V141H11ZM14 139V138H13ZM111 139V140H112ZM151 139V138H150ZM153 139H155V138H153ZM172 139H174V137L172 138ZM183 139H185V138H183ZM192 139H194L193 137H192ZM196 139V138H195ZM249 139V138H248ZM247 139V140H248ZM17 140V142H19ZM57 140V139H56ZM55 140V141H56ZM109 140H110V137H109ZM115 140H117V141H115ZM139 140V139H138ZM165 142H167V140H165V139H163ZM179 140L180 139H178V144H179ZM197 140V139H196ZM196 140H194V141H196ZM208 140V139H207ZM207 140H203V141H207ZM234 140V139H233ZM237 140H238V138H237ZM13 141V142H14ZM131 141V142H130ZM159 141H161V140H159ZM169 141H170V139H169ZM168 141V142H169ZM188 141V140H187ZM193 141V142H194ZM198 141H199V139H198ZM211 141V140H210ZM222 141V140H221ZM228 141V140H227ZM238 141H240V139L238 140ZM242 141H244V140H242ZM56 142H58V141H56ZM77 142H78V140H77ZM79 142H78V144H79ZM112 142V141H111ZM125 142H129V144H127V143H125ZM150 142H152V139H151V141ZM165 142H163L164 144H165ZM175 142V143H176ZM182 142V141H181ZM180 142V143H181ZM185 142H186V140H185ZM212 142V141H211ZM222 142H225V141H222ZM235 142V141H234ZM241 142V141H240ZM7 143V142H6ZM10 143V142H9ZM11 143H12V141H11ZM75 143H76V141H75ZM104 143V144H105ZM119 143H117V144H119ZM123 143H124V145H126V146H124L123 145ZM170 143L172 144L173 142H171L170 141ZM174 143V144H175ZM177 143H176V146H177ZM188 143H190L189 141H188ZM199 143H200V141H199ZM226 143H228V142H226ZM232 143V142H231ZM237 143V142H236ZM239 143V142H238ZM238 143H237V145H238ZM254 143H252V144H254ZM14 144V143H13ZM59 143H57V145H58ZM110 144V143H109ZM115 144V145H114ZM114 144H112V145H114V146H116V148H117V145H116V143H114ZM146 144V143H145ZM159 144V143H158ZM162 144V143H161ZM159 145V150L157 149L158 147H156L157 145L156 144H154L153 145V150H155V152L154 153H156L157 154V152H156V150H158V153H159V151L161 150L162 151V149L163 148H161L160 146H162L163 145V147H165L164 146V144H162V145ZM183 144V143H182ZM184 144H186V143H184ZM195 144H196V142H195ZM214 144H211V145H214ZM233 144V143H232ZM235 144V143H234ZM10 145V144H9ZM14 145H16V144H14ZM72 145L73 146H76L75 148H73L72 147ZM112 145H110L111 147H112ZM139 146V147H137V148H135L134 149V147L135 146ZM156 145V146H155ZM166 145V144H165ZM169 145V144H168ZM167 145V146H168ZM189 145H194L193 143L192 144H188V146ZM204 145H205V143H204ZM236 145V144H235ZM251 145V144H250ZM254 145H256V144H254ZM260 145V144H259ZM39 147V148H36V147ZM95 146H96V144H95ZM128 146V147H127ZM149 146V147H148ZM147 147L150 149V147H151V152L150 153H147V152H145V151H143V149L145 148V149H147V147H143L142 148V151H143V153H139L140 152V150L141 149H139L138 151L139 152H134V151H128V149H125V151L123 152V154L126 152V150H127V152H130V154H127L126 153V155H130L131 156V153H135L134 155H132V156H136V157H138V153L142 156V157H144V152H145V154H151L152 153V146H150V145H148ZM172 146H174L173 144H172ZM181 146H183V145H181ZM181 146H177V147H175V151L176 150H178V149H184L185 147L183 146V148H181ZM197 146L198 145H196V148H197ZM200 146V145H199ZM206 146V145H205ZM257 146V145H256ZM10 147V146H9ZM63 147V146H62ZM104 147H105V145H104ZM106 147L108 148V146L106 145ZM190 147V146H189ZM204 147V146H203ZM202 147V148H203ZM12 148V147H11ZM14 148H12V149H14ZM113 148V147H112ZM115 147L113 148L115 151L118 149H116ZM176 148H178V149H176ZM210 148V147H209ZM213 148V147H212ZM98 149V148H97ZM99 149H102V148H99ZM104 149V148H103ZM102 149V150H103ZM169 149H171V148H169ZM191 149V148H190ZM189 149V150H190ZM198 149V148H197ZM206 149V148H205ZM218 149V148H217ZM11 150V149H10ZM95 150V149H94ZM113 150V151H114ZM119 150V149H118ZM117 150V151H118ZM165 150V149H164ZM163 150V151H164ZM180 150H178L179 151V153H181V151ZM186 150H187V147H186ZM185 150V152H187V151H189V150H187L186 151ZM193 150V149H192ZM191 150V151H192ZM207 150V149H206ZM104 151V153L105 152H107V153H109L110 151H107L106 149H104L103 150ZM112 151V150H111ZM112 151V152H113ZM141 151V152H142ZM147 151V150H146ZM94 151H92V153H93ZM96 152V151H95ZM102 152V151H101ZM119 153L121 152V151H118ZM122 152H121V155H123L122 154ZM171 152V151H170ZM172 152H173V148H172ZM183 152V151H182ZM184 152V153H185ZM73 153V154H74ZM92 153H90V155L92 154ZM117 154V153H114L113 152V154H115V155H118V156H120V154ZM227 153V152H226ZM99 154H100V152H99ZM102 154V153H101ZM100 154V155H101ZM111 154V153H110ZM110 154L108 155V156H110ZM137 154V155H136ZM162 154V153H161ZM164 154H165V152H164ZM186 154V153H185ZM189 154H192V153H189ZM236 154V153H235ZM94 156H96L94 159H96L97 157H98V155H95V154H93ZM103 155V154H102ZM105 155V154H104ZM103 155V156H104ZM125 155V154H124ZM125 155V161H127V156ZM139 155V160L138 159H136L137 160V162L138 161H140V160H142V158H141V156ZM147 155H145L147 158H146V160L145 161H147L149 158H150V156L152 155H150V156H147ZM155 155V154H154ZM153 155V156H154ZM160 155V154H159ZM166 155H168L169 156V154H167L166 153ZM170 155H174V154H170ZM6 156H8V157H6ZM80 156H81V154H80ZM103 156H101V158L103 157ZM153 156H151V157H153ZM157 156V155H156ZM167 156V157H168ZM180 156H182V155H180ZM185 156V155H184ZM93 157V156H92ZM100 157V156H99ZM112 157V154H111V156H110V158ZM121 158L123 157V156H120ZM120 157H118L117 158V160L120 158ZM149 157V158H148ZM163 157V156H162ZM171 157V156H170ZM174 157V156H173ZM228 157H230V156H228ZM78 158V157H77ZM85 158V157H84ZM83 158V159H84ZM100 158V159H101ZM130 158L131 157H129L128 159V162L130 161ZM141 158V159H140ZM154 158V157H153ZM145 159V158H144ZM144 159L142 160V162H144ZM155 159V158H154ZM153 159V160H154ZM87 160V159H86ZM93 160V159H92ZM102 160V159H101ZM104 160H105V158H104ZM114 160V159H113ZM123 160V159H122ZM151 160H152V158H151ZM237 160V159H236ZM75 161V160H74ZM85 161V160H84ZM95 161V160H94ZM96 161H99V159H97ZM106 161V160H105ZM124 161V160H123ZM122 161V162H123ZM155 161H156V159H155ZM174 161V160H173ZM172 161V162H173ZM223 161V160H222ZM230 161V160H229ZM99 162H101V161H99ZM107 162V161H106ZM117 163L119 162V161H116ZM122 162H121V164H122ZM132 161H130V163H131ZM133 162L135 163V161L133 160ZM132 162V163H133ZM141 161H140V163H142ZM157 162H158V160H157ZM228 162V161H227ZM85 163H88V162H85ZM90 163V162H89ZM89 163H88V165H89ZM98 163V162H97ZM109 163V160H108V162L107 163H105L104 165H106V164H108ZM111 163V162H110ZM109 163V164H110ZM113 163V162H112ZM123 163H125V162H123ZM133 163V164H134ZM139 163V162H138ZM164 163H166V162H164ZM163 163V164H164ZM224 163V162H223ZM226 163V162H225ZM225 163L223 164V165H225ZM230 163V162H229ZM228 163V164H229ZM263 163V162H262ZM102 164V163H101ZM100 164V165H101ZM108 164V165H109ZM126 164V163H125ZM155 164V163H154ZM157 164V163H156ZM155 164V165H156ZM160 164V163H159ZM72 165V164H71ZM81 165V164H80ZM87 165V164H86ZM103 165V164H102ZM107 165V167H110V166H108ZM112 165V164H111ZM132 165V164H131ZM140 165V164H139ZM141 165H143V164H141ZM232 165V164H231ZM85 166V164L83 165V167ZM97 166V165H96ZM116 166V165H115ZM150 166V165H149ZM148 166V167H149ZM226 166V168H227V164L225 165ZM224 166V167H225ZM233 166V165H232ZM34 167H36L37 168V170L35 171L34 170ZM73 167H75V166H73L72 165V168ZM80 167V166H79ZM98 167V166H97ZM101 167V166H100ZM132 167V166H131ZM156 167H157V165H156ZM221 167H222V165H221ZM76 168V167H75ZM99 168V167H98ZM219 168H220V166H219ZM223 168V167H222ZM225 168V169H226ZM231 168V167H230ZM235 169H236V167H234ZM233 168V169H234ZM103 169V168H102ZM129 169V168H128ZM228 169V168H227ZM227 169L226 170H223L224 172L225 171H227ZM238 169V168H237ZM35 172H34V171ZM69 170V169H68ZM103 170H105V169H103ZM123 170V169H122ZM242 170V169H241ZM245 170V169H244ZM257 170V169H256ZM264 170V169H263ZM85 171V170H84ZM83 171V172H84ZM98 171V170H97ZM102 171V170H101ZM106 171V170H105ZM135 171H136V169H135ZM229 171V170H228ZM228 171H227V173H228ZM231 171H232V169H231ZM230 171V172H231ZM253 171V170H252ZM62 173L63 174V172L65 173L64 174V176H63V178H61V179H63L64 181H66V185H62L63 187H67V185L68 184H70L71 186H70V188L69 187H67L68 189L66 190V187H65V189H64V191L62 192L61 190H56V192L54 191H52V187L54 188L55 186H53L52 185V182H54L53 180H54V178H57L58 179V177H59V173ZM70 172H72V173H70ZM219 172V171H218ZM221 172V171H220ZM229 172V173H230ZM236 172V171H235ZM108 173V172H107ZM226 173V172H225ZM249 173V172H248ZM59 174V175H58ZM77 174V173H76ZM91 174V173H90ZM104 174V173H103ZM110 174V173H109ZM218 174V173H217ZM234 174V173H233ZM232 174V175H233ZM238 174H241V173H238ZM250 174V173H249ZM248 174V175H249ZM252 174V173H251ZM254 174V173H253ZM252 174V175H253ZM258 174V173H257ZM58 175V177H56ZM81 175V174H80ZM229 175V174H228ZM242 175L243 176H245L244 175V171H243V173H242ZM260 175V174H259ZM263 175V174H262ZM79 176V175H78ZM86 176H87V174H86ZM107 176V175H106ZM113 175H111V177H112ZM236 176H237V174H236ZM240 176V175H239ZM62 177V176H61ZM224 177V176H223ZM225 177H226V175H225ZM229 176H227V178H228ZM249 177H250V175H249ZM75 178H77V176H75ZM74 178V179H75ZM79 178V177H78ZM83 178H84V176H83ZM107 178H108V176H107ZM124 178V177H123ZM208 178V177H207ZM258 178H260V177H258ZM57 179H56V181H57ZM115 179V178H114ZM220 179V178H219ZM219 179H218V181H219ZM77 180V179H76ZM104 180H106V179H104ZM103 180V181H104ZM108 180V179H107ZM226 180V179H225ZM250 181H251V177H250V179H249ZM252 180H253V178H252ZM261 180H263V181H261ZM63 181V182H64ZM78 181H79V179H78ZM112 181H115V180H112ZM123 181V180H122ZM216 181V180H215ZM57 182H59V181H57ZM62 181H60V183H61ZM85 182V181H84ZM84 182H82V183H84ZM208 182V181H207ZM220 182H222V181H220ZM228 182V181H227ZM81 183V181L79 182V184ZM87 183V182H86ZM103 183V182H102ZM106 183H108V181L106 182ZM213 183V182H212ZM249 182H247V183H241V185L243 184L244 185V187L246 188V187H248V192H247V195H248V197H247V199H245L244 200V197H243V200L244 201H237V200H235L234 198H235V196L233 197V195L232 194H230L231 192H229V193H227V191L224 193V191H223V193H222V195H220V194H214V190L211 192V189H210V195L206 192V191H204V194H205V192L208 194V200H206L207 199V197H205L204 195H202L201 196V198L204 196V198H205V201L203 202L204 203V205L202 204V203H200L201 201H203V200H201L200 202H198V203H200L201 205H203V206H201L202 207V210H200V208H199V205L196 203V205H197V207H192V208H194V210H193V212L191 211V214L189 215L188 214V217L186 216V218L185 219H183V222H181L180 223V225H179V228H178V226H176L175 228H178V232L177 231H175V232H177L176 233V237L174 238V240L175 241H178V240H180L181 238H180V236L181 235H185L186 237V242H188V241H190V242H192V241H195V242H197V244L199 245V246H197V247H200L201 249H197V252H198V254L197 255H195L194 257H192V258H185V259H183L182 258V262H180L179 261V259L178 258H180V257H175V261H177V264H264V208H261V206L260 205H264V195L261 193V191L263 190L262 189V187H263V185H264V178H262V179H260V180H258V179H256V181H252V182H250L249 184H248ZM65 184V183H64ZM74 184V183H73ZM100 184H101V182H100ZM110 185L112 184V183H109ZM131 184V183H130ZM177 184V183H176ZM206 184H208V183H206ZM221 185H224V184H222V183H220ZM240 184V183H239ZM75 185V184H74ZM104 185H105V183H104ZM134 185V184H133ZM217 185V184H216ZM106 186H107V184H106ZM162 186V185H161ZM171 186V185H170ZM209 186H210V184H209ZM225 186V185H224ZM223 186V187H224ZM236 186V185H235ZM57 187V186H56ZM110 187H112V186H110ZM127 187V186H126ZM144 187V186H143ZM169 187V186H168ZM242 187V186H241ZM58 188V187H57ZM60 189H61V187H59ZM130 188V187H129ZM161 188V187H160ZM221 188H222V186H221ZM228 187H227V185H226V188L225 189H227ZM235 188V187H234ZM103 189V188H102ZM139 189H140V187H139ZM156 189V188H155ZM163 189V188H162ZM172 189V188H171ZM174 189V188H173ZM206 189V188H205ZM204 189V190H205ZM230 189V188H229ZM232 189V188H231ZM66 190V191H65ZM101 190V189H100ZM99 190V191H100ZM104 190V189H103ZM102 190V191H103ZM128 190V189H127ZM145 190H147V189H145ZM166 190V192H167V189H165ZM203 190V189H202ZM94 192H96L95 191V189L93 190ZM98 191V190H97ZM98 191V192H99ZM106 191V190H105ZM108 191V190H107ZM134 191V190H133ZM141 191H142V189H141ZM149 191V190H148ZM148 191H146V192H148ZM158 191H160V190H158ZM144 192V191H143ZM143 192H140V193H143ZM157 192V191H156ZM161 192H163V191H161ZM165 192V191H164ZM166 192H165V194H166ZM203 192V191H202ZM67 193H70L68 196H66L67 195ZM101 193H103V192H101ZM100 193V194H101ZM104 193H106V192H104ZM111 193V192H110ZM133 193V192H132ZM150 193V192H149ZM154 193V192H153ZM216 193V192H215ZM233 193V192H232ZM115 194V193H114ZM139 194V193H138ZM144 194H146V193H144ZM157 194V193H156ZM159 194V193H158ZM201 194V193H200ZM211 194H213L212 196H211ZM234 194V193H233ZM89 195V194H88ZM93 195V194H92ZM92 195L90 196V198L92 197ZM113 194H110V196H112ZM143 195V194H142ZM141 195V196H142ZM149 195V194H148ZM151 195H152V193H151ZM215 195H220V197H219V199L215 196ZM65 196L66 197H68L67 199H65ZM78 196H81L80 198H77V200H76V197H78ZM95 196V195H94ZM104 196V195H103ZM125 196V195H124ZM136 196V195H135ZM199 196V195H198ZM207 196V195H206ZM211 196V197H210ZM213 196H215V198L217 199V200H214V197ZM98 197H99V195H98ZM164 197V196H163ZM212 197H213V200H212ZM237 197V196H236ZM246 197V196H245ZM90 198H88V199H90ZM104 198H106V197H104ZM103 198V199H104ZM140 198H142V197H140ZM147 198V197H146ZM211 198V199H210ZM240 198V197H239ZM95 199H98V198H95ZM100 199V198H99ZM196 199H197V197H196ZM237 199V198H236ZM66 200V201H65ZM82 200V202H77V201H81ZM84 200V201H83ZM93 200V199H92ZM102 200V199H101ZM198 200H200V199H197V201ZM90 201H91V199H90ZM96 201H99V200H96ZM96 201H95V203H96ZM214 203H213V202ZM217 201H218V203H217ZM236 201V202H235ZM57 202H60L59 204H57ZM104 202V201H103ZM137 202V201H136ZM135 202V203H136ZM193 202V201H192ZM9 203V204H10ZM56 203V205H53V204H55ZM90 203H94V202H90ZM89 203V204H90ZM134 203V202H133ZM138 203V202H137ZM149 203V202H148ZM222 203L225 205V206H223L222 205ZM210 204H213V205H210ZM214 204H216V205H214ZM256 204H258V205H256ZM13 205V204H12ZM135 205V204H134ZM191 205H192V203H191ZM195 205V206H196ZM210 205V206H209ZM9 206V205H8ZM98 206V205H97ZM121 206V205H120ZM207 206H209V207H211V206H214V211H212V212H214L215 213V220L213 221V222H211L213 219H210L209 221L211 222V223H206V220H207V218L205 217V214H207V212H206V210H207V208H209V207H207ZM215 206H216V208H215ZM258 206V207H257ZM91 207V206H90ZM132 207V206H131ZM7 208V207H6ZM78 208H80V206L78 207ZM83 208H85V207H83ZM88 208V207H87ZM126 208V207H125ZM135 208V207H134ZM74 209V208H73ZM73 209H71V210H73ZM90 209V208H89ZM215 209H216V212H215ZM9 210H11V209H9ZM91 210H93V209H91ZM117 210V209H116ZM136 210V209H135ZM192 210V209H191ZM84 211H86V210H84ZM114 211H115V209H114ZM113 211V212H114ZM208 211V210H207ZM69 212V211H68ZM71 212V211H70ZM69 212V213H70ZM76 212H78V211H76ZM86 212H88L89 213V211L87 210ZM99 212V211H98ZM130 212V211H129ZM129 212H128V214H129ZM209 213H211L210 211H208ZM79 213V212H78ZM109 213V212H108ZM107 213V214H108ZM123 213V212H122ZM131 213V212H130ZM148 213V212H147ZM1 214V213H0ZM97 214V213H96ZM103 214V213H102ZM110 214H111V212H110ZM133 214V213H132ZM75 216H76V214H74ZM115 215H118V214H115ZM114 215V216H115ZM212 215V214H211ZM1 216H2V214H1ZM105 216V215H104ZM169 217H170V215H168ZM209 216V218H210V215H208ZM72 217H73V214H72ZM79 217H81V216H79ZM96 217H98V216H96ZM106 217H108V216H106ZM138 217V216H137ZM75 218V217H74ZM84 218H85V216H84ZM99 218H100V216H99ZM101 218H103V217H101ZM110 218V217H109ZM131 218V217H130ZM133 218V217H132ZM176 218V217H175ZM76 219V218H75ZM83 219V218H82ZM105 218H103V220H104ZM111 219V218H110ZM166 219V218H165ZM164 219V220H165ZM182 219V218H181ZM206 219V220H205ZM98 220V219H97ZM100 220V219H99ZM103 220H101V221H103ZM113 220V219H112ZM163 220V219H162ZM92 221H94V219L92 220ZM95 221H96V219H95ZM106 221V220H105ZM108 221H109V219H108ZM170 221V220H169ZM11 222H15V225L16 226H13V223H11ZM104 222V221H103ZM161 222V221H160ZM159 222V223H160ZM9 223H11V224H9ZM96 223V222H95ZM105 223V222H104ZM103 223V224H104ZM7 224H9L10 225V227H8V225ZM77 224V223H76ZM79 224V223H78ZM91 224H93V225H91ZM105 224H107V223H105ZM119 224V223H118ZM218 224V225H217ZM100 225V226H101ZM123 225V224H122ZM127 225V224H126ZM166 225V224H165ZM215 225H217L216 227H215ZM13 226V227H12ZM109 226H110V224H109ZM166 226H168V227H170L169 225H166ZM198 227V229H194V227ZM29 228V229H32L31 230V233H33V235H34V233H36V232H46V230L45 229H47V230H50V233L49 234H53V235H55V236H57L59 239H60V241H59V243L57 244V245H54V246H50V245H46V246H48V247H46V248H44V250L45 251H43L42 249L43 248H41L40 249V247L41 246H39V247H37V243H36V246H35V244H33L35 247H33V246H28V245H26V248L28 247V250H26L25 251V249L23 250V248H22V245L23 244H21V242H17V231L19 230H21V228ZM103 227V226H102ZM120 227V226H119ZM160 227V226H159ZM163 227V226H162ZM174 227V226H173ZM218 227V228H217ZM81 228V229H80ZM106 228H107V226H106ZM112 228V227H111ZM133 228V227H132ZM28 229V230H29ZM78 229H80V230H78ZM114 229V228H113ZM116 229V228H115ZM120 229V228H119ZM215 229L217 230H219V233L217 234V235H215L216 233H214L215 232ZM26 230V229H25ZM93 230H94V232H93ZM102 230H103V228H102ZM102 230H100V232L99 233H101L102 232ZM108 230V229H107ZM123 230V229H122ZM125 230V229H124ZM137 230H139V229H137ZM214 230V231H213ZM98 231H99V229H98ZM136 231V230H135ZM213 232V235H212V232ZM26 232V231H25ZM48 232V231H47ZM144 232V231H143ZM160 234H162V235H168V236H170V234H172V233H174V230H172V229H170V228H168V229H166V228H161L160 229ZM29 233V232H28ZM27 232H26V234H28ZM98 233V235L97 234H95L96 236H99V235H101V234H99ZM106 233H107V231H106ZM108 233H110V230H109V232ZM112 233V232H111ZM185 233H187V234H185ZM19 234H21V233H19ZM24 234V233H23ZM47 234V233H46ZM156 234H157V232H156ZM159 234V235H160ZM95 235H92V236H95ZM106 235V234H105ZM139 235V234H138ZM211 235L212 236H214V237H211ZM21 236H22V234H21ZM28 236V235H27ZM29 236H30V233H29ZM38 236V235H37ZM106 236H109V235H106ZM126 236V235H125ZM128 236V235H127ZM88 237H90L89 239H91V240H88V239H86V238H88ZM139 236H136V237H134V239L132 238V239H129L128 240V238H126V242L129 244L128 245V247H126V244L127 243H125L124 244V241L122 242L124 245H125V249L124 250H126L127 252H128V254H129V256L130 257H133L134 258V256H136V255H138L139 254V256H141V254H142V256H143V254H145L146 252H148L149 250H148V248H149V245L147 246H145V244L144 243H146V242H139V239L138 240H136V238H138ZM183 237V236H182ZM235 237V238H234ZM237 237V238H236ZM20 238V237H19ZM27 238V237H26ZM25 238V239H26ZM29 238V237H28ZM50 238V237H49ZM53 238V237H52ZM84 238V239H83ZM108 238V237H107ZM129 238H130V236H129ZM140 238H141V235H140ZM143 238V237H142ZM185 238H183V239H185ZM22 239V238H21ZM20 239V240H21ZM23 239H24V237H23ZM22 239V240H23ZM25 239H24V241H25ZM54 239V238H53ZM83 239V240H82ZM93 239H95L94 241H93ZM123 239V238H122ZM183 239H181V241L183 240ZM29 240V239H28ZM58 240V239H57ZM104 240V239H103ZM102 240V241H103ZM112 240V239H111ZM157 240V239H156ZM52 241V240H51ZM102 241H100V244H99V247H100V245H101V243H102ZM108 241H109V239H108ZM107 241V242H108ZM140 241H142L141 239H140ZM147 241V240H146ZM184 241V240H183ZM219 241V243L218 244H216L217 242ZM56 242V241H55ZM55 242H54V244H55ZM103 242H105V241H103ZM111 243H112V241H110ZM185 242V241H184ZM195 242H194V244H195ZM23 243V242H22ZM140 243V244H139ZM43 244V243H42ZM52 244V243H51ZM95 244V243H94ZM93 244V245H94ZM97 244V245H98ZM102 244H104V243H102ZM107 244H109V243H107ZM121 244V243H120ZM152 244V243H151ZM192 244H193V242H192ZM25 245V244H24ZM31 245H32V243H31ZM40 245V244H39ZM53 245V244H52ZM133 247H132V246ZM159 245H161V244H159ZM168 245V244H167ZM95 246H96V244H95ZM102 246V245H101ZM104 246H106V244L104 245ZM108 246V245H107ZM118 246V245H117ZM162 246V245H161ZM195 246V247H196ZM148 247V248H147ZM165 248L167 247V248H169L168 246H164ZM175 247V246H174ZM118 248H120V247H118ZM166 248V249H167ZM89 249H90V251H89ZM121 250H122V248H120ZM119 249V250H120ZM160 249V248H159ZM124 250H123V252H124ZM155 250V249H154ZM170 250V249H169ZM196 250V249H195ZM89 251V252H88ZM108 251V250H107ZM114 251V250H113ZM175 251V250H174ZM179 251V250H178ZM98 252V251H97ZM106 252V251H105ZM169 252H171V251H168V253ZM154 253V252H153ZM162 253H163V251H162ZM195 253V252H194ZM193 253V254H194ZM93 254V253H92ZM191 254V253H190ZM109 255H110V252H109ZM168 255V254H167ZM1 256V255H0ZM145 256H146V254H145ZM129 257V258H130ZM48 261V262H47ZM101 264V263H100ZM175 264V263H174Z\"/></svg>",
	"mask_w": 264,
	"mask_h": 264
},
{
	"label": "rangeland",
	"instance_id": "374dc122",
	"mask_svg": "<svg viewBox=\"0 0 264 264\" xmlns=\"http://www.w3.org/2000/svg\"><path fill=\"white\" fill-rule=\"evenodd\" d=\"M2 2H0V4L1 5H3V7L2 6H0V26H1V28H0V30L1 29H5V30H9L10 32H11V30L13 31V32H16L15 34L13 33V32H11L12 34H9V32L7 31V33H5V35L4 36H2V38H0V54H1V56H0V61L1 62H5V60H6V63L9 61V62H11L12 60V63H10V64H12V66L15 68V70L17 69L18 70V73L20 74V72L19 71H22V75L20 74V75H15V76H13L14 78L16 77V79H14V80H18L20 77H21V79H23V77L22 76H24L25 74L27 75V73L30 75V73L32 74V73H34V72H36L37 71V68H36V70H35V68H33L32 69V66L31 65H29L28 63H26V62H24V60L25 59H27L28 60V62L30 61V60H32V59H34V58H32L33 56L32 55H35L37 52L36 51H38L39 50V47L40 46H42V47H40V52L38 51V53L37 54H43V53H45V51H46V49L48 48H50V43H51V40L52 39H55V38H58V37H60L61 38V36H59V35H61V33L58 35V29H62L61 30V32L62 31H64L63 30V27H65V26H67V28L69 29V31L72 29V27L73 28H77L78 29V27H79V29H81V30H90V32H93L92 34L94 35H98L99 34V36L98 37H102V36H104V37H106L107 35H108V37H109V35H110V37H114V36H116V34L118 35L119 34V32L121 31V30H123V28L124 27H126L128 24H127V22H129L128 20L129 19H122V21L119 23V22H117L118 20H120L121 19V16H124L125 14H126V12H125V9H124V6H125V1L126 0H103V2L101 1V4H100V2H99V0H98V2L99 3H97L96 1H95V3L92 5V3L94 2L93 0V2L91 3V5L89 4L88 5V3H87V0L85 1V0H1ZM3 1H6V3L4 2L3 3ZM260 1H262V3L264 2V0H247L246 1V4H244L245 3V1L244 0H242V1H240L239 0V7H241L242 8V10L238 7L237 9H236V11L237 12H235V17H237V18H235L236 20H234V21H236V22H234L235 24H234V26H233V28L236 30L237 29V27H235V26H237V25H239V23L241 24L240 25V27L238 26V29L236 30V34L237 33H239L238 35V41H237V44L238 45H236L235 43V37L237 36H231V37H229L228 36V38H229V42H230V44H229V42H228V39H227V37H225L226 39H227V47H231V48H235V51H236V47L238 48V53H236L235 52V54L239 57V59L237 58V56L236 55H234V52L232 53L231 52V55H233L234 57H235V59H234V57L232 56L231 58H230V60L229 61H227V60H224L223 61V58L224 57H226L225 55V53L227 52L226 50H228L227 48H223L222 50L223 51H225V52H221V53H219L220 54V59H221V61H220V59H217V61H216V63H214L215 65H211V66H209V67H211V68H214V70H215V76L214 77H216V74H217V76H220L221 74H223V73H225V74H227L228 76H225L224 74V76H225V78L223 79V76L221 75L220 76V78L221 79H218L219 81L217 82V78H219V77H217L216 79L214 78V77H211L210 75H207L208 77H206V75H204V84H203V86H205V87H203L202 88V90H203V92L200 90L199 92H200V94H201V97H203V95H204V99L203 98H201V97H199V96H197V94H199V92H197L195 95H194V98H191V99H189V101L191 100V101H193V105L194 104H197L195 107L193 106V105H191L190 106V104L192 103V102H190L189 103V101L188 102H186V100L189 98V96L187 95V94H189V90L188 89H191L193 86H192V84H191V86H190V84L188 83V82H184V81H181L182 82V84H181V82L179 83L178 81L177 82H174V81H176V78L174 79V77L173 76H169V77H171V78H169V80L168 79H166V81L168 82V83H166L165 82V86H164V88L165 87H167V86H169V88H166V90H165V92H164V95L166 96L165 97V99H167V97L169 98L171 95L169 94V93H171L172 94V96H173V94L177 97V98H180L181 97V95L183 96L184 94V96L185 97H181V105H182V107H180V106H178V107H176V105L175 104H173V105H171L170 104V102L172 101V99H171V97H170V99L171 100H168V102H169V105H170V110H169V105H167L168 104V102H164L163 103V105L165 104V103H167L166 105H167V107H166V105L165 106H162V105H160V103L158 102V100L156 99V96L154 97L155 98V100H157V102L159 103H157L156 105H155V101L153 102L154 103V105L156 106V108H154L153 109V115H152V117H151V119L149 120V121H151L152 123H150L149 125H148V122L149 121H145V123L143 124V127H144V125H145V127L144 128H147L146 129V131H148V132H145V133H147V134H143L142 132H140L139 131V134L141 133V135H142V137L141 138H137V142L135 141V139L136 138H134V141L135 142H133V140H132V142H131V144H133L134 143V145H136L137 143H139V141L141 140V139H143L144 137L143 136H146V137H149V141H147L148 140V138H146L147 140H146V142H145V140L143 139V142L144 143H142V141H140V143L138 144V145H140V147L141 148H138V150L139 149H141L140 150V152L137 150V149H135V148H137V147H139L138 145L137 146H135L134 147V149L135 150H132V149H130L129 150V148H133V146L132 145H130L129 144V142H125V143H127V144H129L130 145V147H128V148H124V151H125V149H128V151H134V152H139V153H143V151H145V152H147V153H150L151 152V147H150V149L148 148L149 146L148 145H150V146H152V155L151 156H153L154 154V158L156 159V161H155V159L153 158V157H151L149 154L147 155V154H145V152H144V157H142L139 153H138V157H136V156H132V155H134L135 153L133 152V153H131V156L129 155H126V153L127 154H130V152H127V150H126V152L124 153L126 156H127V161H125V155L123 154V152H122V150H123V146H122V148L121 147H119V146H121L122 145V143L120 142H114L113 141V139L111 138V136H112V134H110L109 136H108V138H107V140H106V143L104 144L103 143V147H100V146H98V144L97 143H95L96 141H95V139L93 138H91V140H92V142H93V144H94V149H92L90 152H89V154H82V153H79L78 155H76V156H74L75 155V153L74 152H71V159H72V161H70V162H72V163H69L67 166H66V168H67V171H71L72 170V172H73V169H74V171H76L75 169H79L76 173H74L73 174V179L70 181V184L71 185H73V187H75L76 186V182H78V187H79V189L81 190L82 188H88V189H83V191H79V194L81 193L82 194V197L81 196H78V197H76V200H77V198H80V199H82L83 198V195H84V193L86 192H89V193H87V194H85L84 196H88V198H90V196L92 195V197L90 198L91 199V201H90V199H88L87 197H84V198H86V201H85V203L86 202H88L89 201V203L90 202H94V203H88V205L89 206H84V205H87V203L86 204H84L83 205V207H85V208H83V207H81L82 205H79L80 206V208H78L79 206H77L76 205V207L77 208H75V206L74 207H71V209H73V210H68L67 211V213L66 212H64L63 214L65 215V216H67L68 217V219L70 218L69 216H71V222L73 223L74 221H75V223H73V226H74V224L77 226L78 225V227L80 226V227H82L81 226V222L83 221L84 222V219H85V221H86V219H87V217H89L88 215L90 214V213H92V214H90V217L92 218L93 216H94V221H92V220H90L92 223L94 222V224H96L95 225V227H97V223L98 224H100L101 222H102V225L100 226V225H98V227L97 228H94V230L96 229V233H93L92 234V232H91V230L93 229V227H94V225L93 224H91V225H93L92 226V228L90 227V232H89V234H88V236L89 235H91V239L92 238H97L98 237V239H99V237L101 236L102 237V239L100 238V240H97L96 239V241L100 244V241H102L103 239V241H105V242H103L102 241V243H104V244H102L101 243V245H100V247H99V244L98 243H96L94 240L95 239H93V241H94V243L96 244V246H95V244L92 242V246H94V247H91L90 249H93L91 252H89L90 251V249H89V254H90V257L91 256H93V258L91 257V261H97L98 263L100 262L101 264H177V261H175L174 259H175V257H180V258H178L179 259V261L180 262H182V258L183 259H185V258H192V257H194L195 255H197L198 254V252H197V249H201L200 247H197V246H199L198 244H197V242H195V241H192L193 242V244H192V242H190V241H188V242H186V236L183 234V235H181L180 236V238L181 239H183V238H185V239H183L182 241H181V239L180 240H178V241H175L174 240V238L177 236L176 235V233L178 232L177 230H178V228H179V225H180V223L181 222H183V219H185L186 218V216L188 217V214L190 215L191 214V211L193 212V210H194V208L195 207H197V205H196V203L199 205V208H200V210H202V207L201 206H203L204 205V201H205V198H204V196L205 197H207V199L206 200H208L209 198V196H208V194L210 195V193L213 191L214 192V194H220L221 192L223 193V191H224V193L227 191V193H229V192H231L230 194H232L233 195V197L235 196V200H237L238 202L239 201H244L245 199H247V197H248V195H247V192H248V187H244V185L242 184L241 185V183H247V182H252L253 180L254 181H256V179H258V180H260V179H262V178H264V140L262 141L263 142V145L261 144V142L258 144V143H254L253 142V139L251 140L250 139V128H248V130H246L247 129V127H250V126H246V125H244V127L246 128H240V130H238V133L239 134H237V132H236V134L237 135H239L238 137H236L237 135L235 134V136L234 135H232V136H230L229 134H227V133H229V132H227V131H229L230 129H231V127H233V124H234V126H237V121H242L243 123H245V121H246V124H247V122L248 121H250V118H252L253 116V118H255L257 115H259V113L258 114H256V115H254L253 114V112L251 111V110H253L255 113H257L256 111H258V109H257V107H258V105L260 104L259 103V101H256L257 99H255V95L253 94V91H254V89H255V87H253V85H252V87H251V79H252V81L254 80V81H258L256 84H254V86H256V85H258V84H260V82H259V80H260V78L258 77V76H256V77H250L249 75V71H250V64L248 63V57H250L249 55H250V49L248 50V48H247V46H244L245 44V42H246V45L248 44V42H251L250 44L252 45V40L251 39H249L248 41H245L244 39L248 36V38H250V34L252 35V32H251V30L249 31V29H251L250 28V26L255 22H257L256 24L257 25H261V23H263L262 25H264V13H263V11H264V3H263V5H262V3L260 2ZM242 2V3H241ZM244 2V3H243ZM255 2V3H254ZM256 2L258 3V6L257 5H255L256 4ZM82 3V4H81ZM102 3H104L103 4V6H102ZM107 3V4H106ZM248 3L252 6H249L248 5ZM254 3V4H253ZM97 4H100L99 6L97 5ZM247 5V6H245L244 7V5ZM83 5V6H82ZM108 5H109V7H108ZM241 5V6H240ZM259 5H261V7L263 8V9H261V7L259 6ZM81 6V7H80ZM105 6H106V8H105ZM112 6V7H111ZM116 6V7H115ZM119 6V7H118ZM257 6V8H255ZM83 7V8H82ZM105 8L104 9V11H103V16H102V14L101 15H99V13H102L101 12V8ZM111 7V11H109L110 8ZM113 7H114V9L116 10V12L114 11V12H112L114 9H113ZM260 7V8H259ZM79 8V9H78ZM81 8V9H80ZM86 8V9H85ZM89 8V9H88ZM253 8V9H252ZM65 10V11H63V10ZM246 9V10H245ZM249 9V10H248ZM257 9V10H256ZM107 10V11H106ZM243 10H244V12H243ZM252 10V11H251ZM255 12H254V11ZM259 10H262L261 12L263 13H259ZM58 11V12H57ZM100 11V12H99ZM238 11H239V13H240V11H241V13L242 14H239L238 13ZM245 11H246V13H245ZM250 11V12H249ZM13 12H16V13H13ZM24 12H26V13H24ZM54 12V13H53ZM57 14H59V15H57ZM67 14H66V13ZM74 14V15H76L77 17H74V15H73V18H76L75 20L76 21H74L73 20V18H72V14ZM75 12H76V14H75ZM109 12V13H108ZM119 12V13H118ZM248 12H249V15L250 16H252L253 14H255L254 15V18L252 19V18H250L249 17V15H248ZM252 12H253V14H252ZM256 12L257 13H259V14H256ZM61 13H63V14H61ZM244 13L246 14V17H241L240 15H244ZM251 13V14H250ZM20 14V15H19ZM22 14V15H21ZM51 14V15H50ZM54 14V15H53ZM68 14H70V15H68ZM2 15V16H1ZM6 15H7V17H6ZM8 15H10V16H8ZM57 15V16H56ZM64 15V16H63ZM66 15H68V16H66ZM119 15V16H118ZM4 16V17H3ZM11 16H12V18H11ZM15 16V17H14ZM23 16V17H22ZM69 16H71V21H72V24L71 23H69V21H70V17ZM114 16V17H113ZM245 16V15H244ZM260 17V19L261 20H263V22L258 18V17ZM4 19H3V18ZM6 17V18H5ZM9 17V18H8ZM16 18V19H14V18ZM32 17V18H31ZM34 17V18H33ZM44 17V18H43ZM50 17V18H49ZM60 17V18H59ZM65 19H64V18ZM153 17H158V15H153ZM239 17V18H238ZM248 17V18H247ZM8 18V19H7ZM11 18V19H10ZM22 18V19H21ZM40 18V19H39ZM48 20H47V19ZM242 19V21H241V19ZM250 18V22L251 23H249V26H247V24H248V22L247 21H249V20H246V19H249ZM18 19V20H17ZM21 21H20V20ZM28 19V20H27ZM54 19V20H53ZM57 19H59V20H57ZM240 19V20H239ZM251 19L254 21V22H252L251 21ZM13 20V21H12ZM22 20H24V21H22ZM26 20V21H25ZM31 20H34V21H31ZM37 20V21H36ZM41 20V21H40ZM47 20V21H46ZM56 20V21H55ZM64 20V22H62ZM65 20L67 21L66 22V24H65ZM126 20H127V22H126ZM258 20V21H257ZM17 21H18V23H17ZM38 21H40V22H38ZM49 21V22H48ZM55 21V22H54ZM70 21V22H71ZM158 21V20H157ZM239 21H241V22H239ZM245 23H244V22ZM260 21V22H259ZM1 22H3L2 24H1ZM12 22V23H11ZM28 22H30V23H28ZM32 22H34V23H32ZM38 24H37V23ZM60 22V23H59ZM159 22H160V20H159ZM247 22V23H246ZM260 24H259V23ZM11 23V24H10ZM21 23V24H20ZM49 23H50V26H49ZM68 23V24H67ZM75 23V24H74ZM243 23H244V25L247 27V29L246 28H244L245 26L243 25ZM20 24V25H19ZM25 24V25H24ZM27 24V25H26ZM53 24V27L51 26ZM65 24V25H64ZM70 24H71V26H70ZM81 24V25H80ZM251 24V25H250ZM4 25V26H3ZM34 25V26H33ZM59 25H61L60 26V28L58 27ZM68 25L70 26V28L68 27ZM77 27H76V26ZM262 25L260 26L261 27V29L257 26V30H255L256 32L258 31V32H262L261 34H263L264 33V26L262 27ZM3 26V27H2ZM32 26L33 27H35V28H32ZM38 27V29H37V27ZM243 26V27H242ZM5 27V28H4ZM8 27V28H7ZM13 27V28H12ZM16 27V28H15ZM40 27V28H39ZM244 29H242V28ZM256 27V26H255ZM7 28V29H6ZM67 28H64V29H67ZM240 28H241V30H240ZM263 28V29H262ZM43 29V30H42ZM46 29V30H45ZM49 29V30H48ZM51 29V30H50ZM126 28H124V30H125ZM256 29V28H255ZM19 30H21V31H19ZM32 30V31H31ZM45 30V31H44ZM54 30V31H53ZM59 30V31H60ZM123 30V31H124ZM22 31H24V32H22ZM25 31H26V33H25ZM41 33H39V32ZM46 31H49V32H46ZM51 31H52V33L53 34H49V33H51ZM123 31H121V32H123ZM238 31V32H237ZM241 31H243L242 33H244V34H241L240 32ZM22 32V33H21ZM36 32H37V34H36ZM45 32H46V34H45ZM54 32H55V34H56V32H57V37H56V35L54 34ZM120 32V33H121ZM256 33V34H258V35H261L260 33ZM0 33H1V31H0ZM30 33H31V35H34V37L32 38V36L30 35ZM36 34V36H35V34ZM63 33V32H62ZM108 33H111V34H108ZM220 35H222L220 32H218ZM217 33V35L215 36L216 37V40L218 39V38H221V39H224V37L222 38L221 36L219 37V34ZM247 33V35L245 36V34ZM248 33H250L249 35H248ZM255 33V32H254ZM6 34H8L7 36H6ZM40 36H39V35ZM3 35V34H2ZM22 35V36H21ZM27 35V36H26ZM38 35V36H37ZM102 35V36H101ZM1 36V35H0ZM6 36V37H5ZM29 36H31V37H29ZM212 36V37H211ZM209 35V38L207 39V40H211L213 37H214V35ZM243 36H245V38L243 37ZM4 37V38H3ZM44 37V38H43ZM50 37H55V38H50ZM104 37L102 38V39H104ZM218 37V38H217ZM243 37L244 39L243 40H241V38ZM31 38V39H30ZM41 38H43L44 39V41L43 42H41L43 39H41ZM240 38V39H239ZM34 41H33V40ZM49 39V40H48ZM220 39V40H221ZM226 39H224V40H226ZM233 39V40H232ZM263 39H264V35H263ZM47 40H48V42H47ZM59 40V39H58ZM207 40H206V42H207ZM219 40V39H218ZM251 40V41H250ZM4 41H5V47L3 46V44H4ZM7 41V42H6ZM35 42L36 43V45L37 46H39V47H37L36 45H33V42ZM56 40H54V43H55V52H57L58 50L57 49H59L60 50V47H62V46H67V45H69V43L67 44L66 42V44L67 45H65V43H63V45H62V42H61V40L58 42V41H56ZM232 41V42H231ZM234 41V42H233ZM242 41V43H240V42ZM244 41V42H243ZM254 41V40H253ZM15 42V43H14ZM26 42V43H25ZM41 42V43H40ZM47 42V43H46ZM209 42V41H208ZM207 42V43H208ZM239 42V43H238ZM7 43V44H6ZM8 43H10V44H8ZM30 43V44H29ZM34 43V44H35ZM178 43V42H177ZM175 44V46H174V48L176 49H179L180 48V44L178 43V44ZM22 44V45H21ZM49 44V45H48ZM233 44V45H232ZM21 45V46H20ZM27 46L28 48H32L30 51H32L31 53H32V57L31 56H29L28 58L27 57H23L24 55H30V53H28V52H30V51H28L27 52V50H29L27 47L25 48V47H23V50H21V48H22V46ZM32 45V46H31ZM43 45H44V47H45V45H46V49L44 48V50H43ZM48 45V46H47ZM59 45V46H58ZM177 45H179V46H177ZM229 45V46H228ZM231 45V46H230ZM236 45V47H233V46H235ZM7 46H8V50H7ZM11 46V47H10ZM15 46V47H14ZM16 46L18 47L19 46V49L21 50H19V49H17L16 48ZM31 46V47H30ZM250 46V45H249ZM12 47H14V48H12ZM35 47V48H34ZM59 47V48H58ZM242 47V48H241ZM2 48V49H1ZM5 48V49H4ZM12 48V49H11ZM16 48V49H15ZM38 48V49H37ZM42 48V49H41ZM53 48V47H52ZM51 48V49H52ZM251 48V47H250ZM4 49V50H3ZM11 49V50H10ZM16 51H15V50ZM24 49H25V51L28 53V54H26V52H24ZM36 49V51H34ZM143 49V48H142ZM219 48H217V50H218ZM244 49V50H243ZM5 50H7L6 52H5ZM10 50V51H9ZM42 50V51H41ZM65 50V49H64ZM63 50V51H64ZM67 50V49H66ZM205 50V54H202V55H205V58H206V54H208L209 53V51H212L211 49H204ZM216 50V51H217ZM9 51V52H8ZM13 51H15L17 54H15V52H13ZM44 51V52H43ZM146 52V54H145V52ZM232 51H234V49H232ZM241 52V55H242V53H244L243 51H245V53H247L248 52V54L247 55H245V58H242V59H244V60H242L240 57H242L241 55H240V52ZM11 52V53H10ZM20 52H21V54H20ZM35 54H34V53ZM42 52V53H41ZM66 52V53H65ZM68 52H69V54H70V52L72 53V50H70V51H64V53H65V55H68ZM142 52H144V54L142 53ZM148 52V50H146V49H144V50H142L141 51V55H140V51L138 52V55H140L139 57H142V63H143V65H145L146 67L148 66L147 64H150L151 65V63H152V65L150 66L149 65V69H146V67H143L142 68V70L144 71V73L145 72H147L146 70H150L149 72L150 73H152V74H154L153 72L154 71H152L153 69L155 70V67L157 68V66H156V64H155V62L157 61L156 59L158 58V57H160L158 54H156V52H154V54L153 53H147ZM215 52V51H214ZM228 52H229V50H228ZM5 53V54H4ZM23 53H25V54H23ZM211 54L213 53V51L212 52H210ZM208 54V56L209 55H211V54ZM224 53V54H223ZM244 53V54H245ZM3 54V55H2ZM7 54H9V55H7ZM11 54H12V56H11ZM36 54V55H37ZM39 54V55H40ZM176 53L174 52L173 54H171V57H173L174 55H175ZM223 54V55H222ZM35 55V56H36ZM44 55V54H43ZM155 55V56H154ZM176 55H178V54H176ZM240 55V56H239ZM6 56V57H5ZM14 56V57H13ZM18 56V57H17ZM20 56V57H19ZM144 56V57H143ZM179 57H180V55H178ZM178 56H175V57H178ZM207 56V58H209ZM224 56V57H223ZM246 56H248L247 58H246ZM2 57H4V58H7L8 59V61H7V59H4V58H2ZM22 57V58H21ZM244 57V56H243ZM11 58V59H10ZM12 58H14V59H12ZM16 58V59H15ZM29 58H30V60H29ZM146 58V59H145ZM155 60V62H153L154 60ZM236 58H237V60H236ZM225 59V58H224ZM234 59V60H233ZM147 62V63H145V61ZM149 60V61H148ZM153 60V61H152ZM247 62H246V61ZM231 61V62H230ZM237 61V63H235ZM241 62L240 64L241 65H239V62ZM8 62V63H9ZM15 62V63H14ZM22 62H24V65L25 64H27L26 66H28V67H26L25 66V68H26V70H25V68H24V66L22 65L23 63ZM150 62V63H149ZM217 62L219 63L220 62V64H217ZM222 62H224V63H222ZM228 64H227V63ZM234 63V65H233V63ZM245 62H246V65H245ZM17 63V66H18V68H16V66L14 65V64H16ZM18 63L23 67H21L20 65H18ZM22 63V64H21ZM145 63V64H144ZM229 63H231V64H229ZM1 65L3 64V63H0ZM5 64V63H4ZM222 64H224V66L223 67H225V64H227L226 66L228 67V69L226 68H223L222 67ZM235 64H238V65H236V67H235ZM6 65H8V64H6ZM217 65V66H216ZM229 65H230V67L231 68H234V70L233 69H231L230 67H229ZM242 65H244L246 68H244V66L242 67ZM19 66H20V68L22 69H20L19 68ZM30 66V67H29ZM214 66V67H213ZM221 66V67H220ZM239 66H240V70L238 69L239 68ZM249 67V68H248ZM3 68H5V67H3ZM27 68H28V72L26 73V71H27ZM30 68V69H29ZM145 68V69H144ZM148 68V67H147ZM151 68V69H150ZM219 68H221L220 70H222V68L224 69V70H222V71H218V69ZM236 68V69H235ZM242 68V69H241ZM0 69H1V66H0ZM238 69V70H237ZM244 69V70H243ZM249 71H248V70ZM25 72H24V71ZM29 70H31V72L29 71ZM34 70V71H33ZM54 70V69H53ZM55 70H57V69H55ZM244 71V73L242 72V71ZM247 70V72H245ZM1 71V70H0ZM33 71V72H32ZM39 71V70H38ZM52 71V70H51ZM230 71H231V73H230ZM238 71V74L237 73H235V72H237ZM241 71V72H240ZM30 72V73H29ZM149 72H147V73H149ZM234 74H233V73ZM242 73H243V75H242ZM220 74V75H219ZM232 76V79L233 80H231V81H233V83L234 84H232L231 83V81H230V88L233 86H236V88H233V90L235 91V90H237V91H235V92H237V93H235L236 95H237V97H235L233 100L235 101V102H240V103H238V104H240V105H243V106H239L237 103H235V102H233L232 100H228L227 98H231V95H229V94H231L230 93V90H232V88L230 89V88H228V90H226L227 89V86H228V84H227V86L225 85L226 84V81L228 80V78L230 77L231 78V76ZM25 75V77H24V79L27 77H29L28 75L26 76ZM233 75H236V76H233ZM245 75H247V76H245ZM19 76V78H17ZM100 76V75H99ZM102 76V75H101ZM241 76H243V77H241ZM234 77H236V78H240V79H237V81L239 82V81H241L243 84V86L246 84L247 85V87H248V84H249V87L247 88L246 87V85H245V87H243L242 85H241V82H239V83H237V81H236V79L234 78ZM248 77H250V78H248ZM207 78V79H206ZM214 78V79H213ZM229 78V79H230ZM242 78V79H241ZM258 80H257V79ZM172 79V80H171ZM210 81H209V80ZM225 79H227L226 81H225ZM234 79H235V81H236V84H235V81H234ZM73 79H72V77H70V79H69V77L67 78V77H64V78H62L61 79V81H58V83H57V85H54V84H56V83H53V85H50V90L49 89H40V82H36V85L38 86H36V85H33V86H27V85H21L20 86V88H17V87H19V86H16V88L15 89H13L12 91H13V95L12 96H10V95H8V96H10V97H8V99H10V100H6V101H3V102H0V122L3 124L2 126H6V124L7 123H5V125H4V122H6L7 121V119H9V121L10 122H8V124L10 123H12L13 122V124H11V125H8L7 124V126L6 127H9V128H11V129H9V131H8V135H6V136H4V138L6 137H8L9 135V137L6 139L5 138V143H3V146L4 147H7V149H8V153H10V152H13L12 150H14V151H16V149L18 148V146H20L19 144H20V141H21V139H22V137H23V135L25 134V132L26 133H28L29 135L31 134V132L30 131H33V129L32 128H34V127H38V124L36 123V119H37V116H39V115H34V114H31V111H32V109L30 110V108H33V109H35V107H36V110H38V111H43V109L41 108V107H44L45 109H44V114L46 115V113L47 114H49L50 115V117H52L53 115L55 116L54 118H53V120H52V118H50L49 117V115H46V116H44V118H42V116L43 115H41V117H39V118H41V120H42V124L40 125L41 127H42V130L44 131V130H47V131H49L50 130V128H51V130L49 131V132H51L52 130H54L55 131V129H57L55 132L54 131H52V132H54L56 135H54V137H55V139L54 140H52V142H54V144H56V146H58L59 148H61V149H63V148H65L66 147V145H68V143L70 144L71 142H73L74 141V144H76V146H78L79 147V145L80 144H82L81 143V141L79 142V140L80 139H78V137H77V134L79 135V133H80V131L78 130V129H76V128H78V127H75V125L73 124H70L69 125V122L70 121H68V117L67 116H64V115H61V117L59 116V114H54V111L55 110H53L54 109V106L56 105H58V100H61L64 96H65V94L64 93H66L67 92V94L68 95H70L71 94V88L70 87H72V85L74 86V83L73 82H71ZM174 80V81H173ZM214 80V81H213ZM223 80L225 81V84H224V82H223ZM13 81V80H12ZM11 80H10V82H12ZM207 81V82H206ZM208 81L210 82V84H208ZM216 81V82H215ZM246 82V83H244V82ZM61 82V83H60ZM65 82H66V84H65ZM68 82V83H67ZM70 82V83H69ZM184 82V83H183ZM222 84V82H223V84L224 85H219L220 83ZM45 83L47 84V86L49 85V81L47 80V81H45ZM73 83V84H72ZM170 83V84H169ZM174 83H176V84H174ZM215 83H219V84H215ZM169 84V85H168ZM181 84V85H180ZM191 87H189L188 85ZM207 84L211 87V88H216L215 90L214 89H210V87L209 86H207ZM240 84V85H239ZM179 85V86H178ZM182 85H184V86H182ZM185 85H187L186 86V88H185ZM215 85H217L218 87H219V89L221 90V91H223V94H222V92H221V94H220V90L219 89H217V86H215ZM8 87V85H5L4 87H1L0 88V90L2 89V88H5V87ZM24 88H23V87ZM25 86H27V87H25ZM37 87V89H38V91H34L35 89H36V87ZM55 86V88H57V89H55V88H53V89H55V91L57 92V95H54V97L52 96V92H51V88L52 87H54ZM59 88H58V87ZM184 87V90H186V91H184L183 90V88L182 89H180V87ZM207 86V87H206ZM214 86V87H213ZM222 86H224V87H222ZM241 86V87H240ZM6 87V88H7ZM22 87V88H21ZM29 87V88H28ZM31 87H34V88H31ZM68 89H66V88ZM171 87V88H170ZM174 87V88H173ZM32 90H31V89ZM62 90H61V89ZM63 88H65V90L63 89ZM73 88V87H72ZM223 90H222V89ZM226 88V89H225ZM239 88H242V89H239ZM245 88V89H244ZM9 89V88H8ZM30 89V91L32 92H30V91H27V90H29ZM34 89V90H33ZM168 89H169V91H168ZM179 89V90H178ZM247 89H249V90H247ZM5 90V89H4ZM18 92H17V91ZM47 91V90H49L48 92H47V94H46V92L45 91ZM61 90V91H60ZM67 90V91H66ZM173 90V91H172ZM183 92H182V91ZM210 90H212L211 92H210ZM216 90H218V91H216ZM224 90H226V91H224ZM241 90H242V92H241ZM6 91H9V90H6ZM20 91V92H19ZM34 91V92H33ZM40 91H43V92H40ZM59 91V92H58ZM66 91V92H65ZM176 91H177V93L179 92H181L180 94H177L176 93ZM189 91V92H188ZM206 93H209V97H208V94L206 95L205 94V92ZM207 91H209V92H207ZM227 91H228V93H227ZM246 92V93H244V92ZM17 92V94H18V96H19V98L17 99L16 98V100H19V101H16V100H14V98H13V96H17V94L16 95H14L15 93ZM49 92L51 93V95L49 94ZM62 92V93H61ZM166 92H168V93H166ZM188 92V93H187ZM202 92V93H201ZM218 92V93H217ZM225 92V93H224ZM241 92V93H240ZM249 92H251V93H249ZM43 93V95L44 96H42L41 94ZM46 95H45V94ZM166 93V94H165ZM184 93V94H183ZM226 93H227V97H226ZM64 96H63V95ZM66 94V95H67ZM199 94V95H200ZM216 94L218 95V97L216 96ZM234 94V95H235ZM244 94V95H243ZM249 94V96H246V95H248ZM252 96H251V95ZM49 95H50V98H49ZM58 95L59 96H62V97H58ZM178 95V96H177ZM187 95V96H186ZM211 95V96H210ZM235 95V96H236ZM45 96H47V97H45ZM175 96L174 97H172L173 98V100H175L176 98H175ZM180 96V97H179ZM197 96V97H196ZM206 96V97H205ZM220 96V97H219ZM224 96V97H223ZM240 96H241V98H240ZM254 96V97H253ZM29 97V98H28ZM45 97L46 98V101H45V98L43 99V98ZM53 97V98H52ZM55 97H57L56 99H55ZM186 97H187V99H186ZM199 97V98H198ZM215 100H211L212 98ZM225 99H223V98ZM239 97V98H238ZM247 97V98H246ZM38 98V99H37ZM59 98V99H58ZM61 98V99H60ZM153 98V99H154ZM158 98V97H157ZM196 98H197V101H196ZM205 98H206V100H205ZM216 98V99H215ZM220 98V99H219ZM244 98V99H243ZM248 98H250V102H249V99ZM11 99H12V101H15V104H17V105H19L18 107H22L23 108V110L24 111H26V113H25V116H24V111H21V112H16V111H14V112H12V114H11V116H9V117H6V116H4V114L6 113V114H8L9 113V111L8 110H5V108L6 109H8L9 108V104H10V102H12L11 101ZM51 99V100H50ZM54 101H53V100ZM58 99V100H57ZM183 99V100H182ZM186 99V100H185ZM194 99V100H193ZM198 99H203L205 102L207 101V103H205V102H203V100L201 101V103H199L200 101L198 100ZM222 99V102H220V101H218V100H221ZM237 99V100H236ZM241 99V100H240ZM246 99V100H245ZM35 100V101H34ZM39 100H43L44 101V103H43V101L40 103V101ZM50 100V101H49ZM56 100V101H55ZM185 100V101H184ZM216 100H217V102H216ZM223 100H224V103H223ZM227 100L228 101H232L231 103H229V102H227ZM7 101H9V102H7ZM50 103H49V102ZM69 101V102H68ZM210 101H211V103H210ZM225 101H226V103H225ZM242 101H244V102H242ZM246 101V102H245ZM252 105V106H254L253 108L252 107H249V106H251L248 102ZM18 102V103H17ZM52 102H57L56 104H51ZM137 102H138V99H137ZM139 102H140V99H139ZM184 102V103H183ZM206 105V108H204L205 107V105L203 104V103ZM212 102H214V104H212ZM2 103V104H1ZM3 103H6V104H3ZM67 103H70V100H67V102L66 103H64V102H59V105L60 104H62L61 105V107L62 108H66L65 106H69ZM183 103V104H182ZM209 103V104H208ZM219 103V105H217ZM221 103V104H220ZM232 103H235V106H233V104ZM241 103H243V104H241ZM244 103H245V106L247 105V104H249V105H247L246 107H247V109H246V107H244ZM247 103V104H246ZM40 104H42V105H40ZM43 104H44V106H43ZM63 104H65V105H63ZM71 104V103H70ZM185 104H187V106L188 107H186V105ZM189 104V105H188ZM198 104H200V109L202 110V107H203V109H205V110H209L208 112L206 111H203L202 110V112H201V110L199 109V107L197 108V106H199ZM224 104V105H223ZM225 104H227V105H225ZM232 104V105H231ZM238 106H237V105ZM2 105H4V106H2ZM11 105V104H10ZM50 105V106H49ZM57 106V107H60V106ZM202 105H204V106H202ZM213 105H215L214 107H213ZM6 106V107H5ZM26 106V107H25ZM46 106V107H45ZM64 106V107H63ZM159 106H161V107H159ZM172 106V107H171ZM174 106V107H173ZM202 106V107H201ZM208 106V107H207ZM218 106H220V109L219 108H217ZM232 106L233 107V109L231 108L230 109V107ZM38 107H40L41 109H39ZM51 107V108H50ZM61 107H60V109H61ZM162 107H165V108H163V110L165 109V113L163 112V110H162ZM186 107V108H185ZM225 107H229V108H225ZM235 107V108H234ZM243 107V108H242ZM256 107V108H255ZM2 108L4 109V110H2ZM48 108H50V109H48ZM53 108V109H52ZM158 108V109H157ZM174 108V109H173ZM175 108H178V109H175ZM182 108H184L183 110H182ZM189 108H192V109H189ZM208 108V109H207ZM224 109V110H221V109ZM238 108H241V109H244V110H241V109H238ZM248 108H250V109H248ZM26 109H28V111L26 110ZM110 109V114H111V112H113L114 113V108L113 107H111V108H109ZM109 109H107V111L109 110ZM155 109H156V111H155ZM168 109V110H167ZM188 111H187V110ZM200 111H199V110ZM216 109H219V110H217L218 112L219 111H221V113L223 114V112L225 111V109H227L226 111H225V115L226 116H232V115H237L238 117H236V116H232V118L231 117H225V115L223 114V116L226 118V119H228V120H225V121H222V119H221V117H222V114L220 115V112L218 113V115H215L217 112L216 111H214V110H216ZM237 109H238V111H237ZM257 109V110H256ZM2 110V111H1ZM36 110H33L32 112H36ZM52 110H53V112H52ZM160 112H159V111ZM161 110H162V112H161ZM176 110H178L177 112H175ZM181 110V111H180ZM184 110H186V111H184ZM230 112H229V111ZM234 110H236L237 112H238V114L237 113H234V112H236V111H234ZM247 110H250V113H249V111H247ZM256 110V111H255ZM50 111V113H48V112ZM125 111V110H124ZM129 111V112H128ZM169 111V112H168ZM183 111V114H188V115H182L181 114V112ZM196 111V112H195ZM214 111V112H213ZM223 111V112H222ZM232 111V112H231ZM234 111V112H233ZM240 111H243L242 112V114H241V112ZM244 111H247L246 112V114H245V112ZM3 112V113H2ZM109 112H108V114H109ZM123 112V111H122ZM128 112V113H127ZM158 112V114H156V115H154L155 113H157ZM185 112V113H184ZM192 113V114H189V113ZM199 114H198V113ZM212 114V118L210 117V113ZM230 114H229V113ZM31 114V115H34V116H28V114ZM38 113V112H37ZM42 113V114H43ZM124 113V112H123ZM135 111H130V110H126L125 111V115L126 114H128L129 116H131V117H129L128 118V115L126 116V118L128 119V121L129 122H131L130 124H132V122H133V126H135L136 128L135 129H138L139 128V124L136 122L137 120H136V118L138 117V115H135ZM173 113V114H172ZM181 114V116L180 117H182L183 118V120L185 119H188V120H186V121H181L180 120V117L179 116H177V114ZM194 113V114H193ZM197 115H196V114ZM200 113H202L201 115H204L205 113H207V114H205V116H201L200 117ZM215 113V114H214ZM232 113H234V114H232ZM242 115H240V114ZM251 113L253 114V115H251ZM5 114V115H6ZM109 114V115H110ZM137 114V113H136ZM210 114V115H209ZM215 116H217V117H214V115ZM232 114V115H231ZM248 114V115H247ZM8 115H10V114H8ZM15 115V116H14ZM56 115L58 116V117H56ZM133 115H135V116H133ZM160 115V116H159ZM172 115H174L173 117L175 118V121L173 120L174 118L172 117ZM196 116V117H194V116ZM244 115H247L248 117H249V119H248V117L246 118ZM250 115V116H249ZM2 116V117H1ZM3 116H4V118H3ZM50 118V120L49 119H47L48 117ZM64 116V117H63ZM157 116V117H156ZM171 116V117H170ZM186 116V117H185ZM190 116L191 117H193L194 119H190ZM199 116V117H198ZM219 116V117H218ZM221 116V117H220ZM244 116V117H243ZM252 116V117H251ZM13 117V118H12ZM26 119H24V118ZM27 117V118H26ZM36 118V119H34V118ZM47 117V118H46ZM67 117V118H66ZM132 117H136V118H134V120H135V122H134V120H132L133 118ZM170 117V119H168ZM177 117V118H176ZM179 117V118H178ZM206 119H205V118ZM208 117V118H207ZM214 117V118H213ZM236 117V118H235ZM241 117V118H240ZM6 118V119H5ZM10 118H11V120H10ZM28 118H30V119H28ZM33 118V119H32ZM46 118V120L45 121H48L49 123H51V124H47V122H46V124L44 125V123H45V121H43L44 119ZM62 118V119H61ZM66 118V119H65ZM132 118V119H131ZM154 118V119H153ZM181 118V119H182ZM201 118H203L202 120L204 121V122H206V123H204L203 121H201ZM209 118H210V120H209ZM221 120H220V119ZM223 118V117H222ZM224 118V119H225ZM233 118H235V119H233ZM238 118H240L239 120H238ZM5 119V120H4ZM14 119H16V122H15V120ZM106 119V118H105ZM104 119V121H105V123L107 124L108 123V125H109V122L110 121H107L108 119L110 120V118H108V119H106L105 120ZM138 119V118H137ZM153 119V120H152ZM176 119L179 121V124H181L180 126L179 125H177L176 126V124H178L177 123V121H176ZM212 119V120H211ZM216 119H219L220 121H218V120H216ZM223 119V120H224ZM229 119H232L233 120V123H232V120H231V122H229L230 120ZM237 119V120H236ZM244 119H246V120H244ZM2 120V121H1ZM21 120V121H20ZM28 120H29V122H28ZM31 120V121H30ZM32 120H34V123H36V125L33 123V121ZM52 120V121H51ZM63 120V121H62ZM65 120V121H64ZM130 120H132V121H130ZM173 120V121H172ZM190 120H192V122L190 121ZM194 120V121H193ZM197 120V122H198V120H200V122H201V124L202 125H204L205 126V124L206 125H208V124H210V123H213L214 124V122L216 123L215 125H216V127H215V125H213V124H211V125H209V128L206 126V127H204V126H200V122L198 123V125H197V123L195 122ZM210 121V122H207V121ZM103 121V122H104ZM154 121V122H153ZM171 121L173 122V124L174 123H176V124H172L171 123ZM213 121V122H212ZM216 121H218L220 124H221V121L222 122H225V126H223L222 124V126L221 125H219V123L218 122H216ZM227 121V122H226ZM234 121L237 123H234ZM68 122V123H67ZM167 122L169 123L170 122V124H168L167 125ZM181 122V123H180ZM189 122H191V123H189ZM21 124V126H19L20 124ZM32 123H33V125H32ZM55 123L56 124H58V125H55ZM71 123H73V122H71ZM136 123H137V125H138V127H137V125H136ZM187 123H189V124H187ZM226 123H228V124H226ZM229 123H231V124H229ZM250 123V122H249ZM65 124V125H64ZM130 124H129V126H130ZM146 124H147V126H146ZM183 124H184V126H183ZM186 124L187 125H189V128H188V126H186ZM190 124H196L197 125V127L198 128H195L194 129V127H196V125H192V126H190ZM217 124L219 125V127H218V129L220 130L221 128L224 130V132H220V134L221 135H219L218 133H219V130L218 129H216V130H218L217 132V134H216V132H215V134L213 135L212 134V136H213V138H214V136H221V138H220V140L218 139V137H215V139H214V141L216 142V140L218 139L220 142H217V143H219L217 146L214 144V142H213V140H212V136H209V134H211V133H209V131H210V127L212 128L213 126V128L211 129L212 131H210V132H213V130L215 129V128H217ZM19 127H18V126ZM48 127H47V126ZM150 125H151V129H152V132H149L150 131ZM213 125V126H212ZM229 125V126H228ZM24 126V127H23ZM28 126V127H27ZM32 127V128H30V127ZM47 128H46V127ZM71 126H73V128H71ZM167 126H168V128H167ZM171 126H173V127H171ZM181 127V128H179V127ZM186 127L188 130L190 129V127H191V129L189 130V132H188V130L186 131L185 130V128H183V127ZM199 126L200 127H202V128H199ZM238 126H241V125H239L238 124ZM20 127H22L21 129H20V131H19V128ZM44 127V128H43ZM71 128V130H69V131H71V132H67V134H66V130L68 131V129H70ZM131 127H132V125H131ZM175 127H177V128H175ZM226 127H228L229 128V130H228V128H226ZM18 128V129H17ZM53 128V129H52ZM60 130H59V129ZM149 128V129H148ZM181 129V130H179V129ZM203 128H204V130H207V131H204L203 130ZM207 128V129H206ZM260 130L261 128H263V127H259L258 125L257 126H255L254 127V129H256L255 130V134L256 133H258V132H256L258 129ZM27 129V130H26ZM29 129V130H28ZM31 129V130H30ZM74 129V130H73ZM170 129V130H169ZM171 129H173L172 131H171ZM194 129V130H193ZM201 130V132H202V134H201V132H199L200 130ZM25 130V131H24ZM77 130H78V132H77ZM125 130V129H124ZM139 130V129H138ZM137 130V131H138ZM174 130H178V131H174ZM183 130V131H182ZM223 130H220V131H223ZM247 131V133H249V137H248V134L245 132L244 133V131ZM258 130V131H259ZM14 131V132H13ZM16 131L18 132L17 133V135L19 136V138L21 137V139H19L18 137L16 138V141H14L15 140V133H16ZM24 131V132H23ZM73 131V132H72ZM76 131V132H75ZM104 131V130H103ZM119 131H121V130H119ZM126 131V130H125ZM179 131H181V134H180V132ZM195 133H193V132ZM215 131V130H214ZM243 131V132H242ZM23 132V133H22ZM60 132V133H59ZM122 132H124L123 131V129H122ZM122 132H118V134H121ZM164 132V133H163ZM183 132V133H182ZM191 132V133H190ZM199 132V133H198ZM207 132V133H206ZM227 132V133H226ZM240 132H242V133H240ZM12 133V134H11ZM62 133V134H61ZM71 133H77V134H72L71 135ZM169 135H168V134ZM174 133H176V135L174 134ZM186 133V134H185ZM190 135V137H189V135ZM214 133V132H213ZM253 133H254V131H253ZM165 134V135H164ZM166 134H167V136H166ZM172 134V135H171ZM178 134V135H177ZM182 134H185V135H183L182 136V138H181V135ZM193 134V135H192ZM205 134H206V136H205ZM208 134V135H207ZM222 134H223V136H222ZM224 134H227L228 136H230V138H232V140L230 139V141H229V137L228 136H226L225 138H227V139H225V140H223V138L222 137H224L225 135ZM244 134V135H243ZM254 134V135H255ZM69 135V136H68ZM70 135H71V137H74V135H75V137H76V139L75 138H71L70 137ZM202 135H203V137H202ZM240 135H243V136H245L246 135V139H244L242 136H240ZM60 136V137H59ZM68 136V138H64V137H67ZM151 136V137H150ZM157 136V137H156ZM160 136V137H159ZM162 136V137H161ZM163 136H165V137H163ZM176 136H178V138L176 137ZM187 136V137H186ZM200 136V137H199ZM236 137V138H234V137ZM14 139H13V138ZM58 137V138H57ZM109 137H110V140H109ZM140 137V136H139ZM169 137H171V138H169ZM174 137V139H172ZM190 138V140H189V138ZM192 137L194 138V139H192ZM198 137V138H197ZM207 137V138H206ZM209 137H211V138H209ZM240 137H242V138H240ZM12 138V139H11ZM152 139V142H150L151 141V139ZM153 138H155V139H153ZM166 138H169L170 139V141L171 142H173L172 144L174 145V146H172V144L170 143V141H169V139L167 140ZM177 138V139H176ZM183 138H185V139H183ZM197 140H196V139ZM217 138V139H216ZM237 138H238V140L240 139V141H238L237 140ZM249 138V139H248ZM11 139V141H12V143H11V141H9ZM20 141H19V140ZM57 139V140H56ZM82 139V138H81ZM112 139V140H111ZM139 139V140H138ZM163 139H165V140H167V142H165ZM178 139H180L179 140V144L177 143L178 142ZM198 139H199V141H200V143H199V141H198ZM208 139V140H207ZM234 139V140H233ZM248 139V140H247ZM17 140L19 141V142H17ZM58 141V142H56V141ZM71 142H70V141ZM73 140V141H72ZM77 140H78V142H79V144H78V142H77ZM159 140H161V141H159ZM185 140H186V142H185ZM190 142V143H188V141ZM194 140H196V141H194ZM203 140H207V141H203ZM212 142H211V141ZM225 141V142H222V141ZM228 140V141H227ZM242 140H244V141H242ZM14 141V142H13ZM75 141H76V143H75ZM112 141V142H111ZM115 141H117V140H115ZM169 141V142H168ZM177 141V142H176ZM182 141V142H181ZM194 141V142H193ZM235 141V142H234ZM7 142V143H6ZM10 142V143H9ZM163 142H165V144L163 143ZM177 143V146H181V145H183L184 147L186 146L187 147V150H189L190 148V150L189 151H187L186 150V147L184 148V149H178V148H176V149H178V150H180L181 151V153H179V151L178 150H174L175 149V147H177L176 146V143ZM181 142V143H180ZM195 142H196V144H195ZM226 142H228V143H226ZM233 144H232V143ZM238 143V145H237V143ZM16 144V145H14V144ZM57 143H59L58 145H57ZM110 143V144H109ZM114 143H116V145H117V148L119 149H117L116 148V146H114L115 144ZM117 143H119V144H117ZM136 143V144H135ZM146 143V144H145ZM159 143V144H158ZM164 144V146L165 147H163V145L162 144ZM175 143V144H174ZM183 143V144H182ZM184 143H186V144H184ZM194 144V145H189L188 146V144ZM204 143H205V145H204ZM236 145H235V144ZM252 143H254V144H256V145H254V144H252ZM10 144V145H9ZM17 144H18V146H17ZM95 144H96V146H95ZM112 144H114V145H112ZM126 144V145H127ZM154 144H156L155 146L156 147H158L157 149L159 150L160 148H159V145L161 144L162 146H160L161 148H163L162 149V151L160 150L159 151V153H158V150H156V152H157V154L156 153H154L155 152V150H153L154 148H153V145ZM169 144V145H168ZM211 144H214V145H211ZM251 144V145H250ZM83 145V144H82ZM104 145H105V147H104ZM106 145L108 146V148L106 147ZM110 145H112V147L114 148H116L118 151H121L122 152V154L123 155H121V152L119 153L117 150L115 151ZM119 145V146H118ZM123 145H124V143H123ZM126 145H124V146H126ZM168 145V146H167ZM196 145H198L197 146V148H196ZM200 145V146H199ZM10 146V147H9ZM14 146H15V148H14ZM63 146V147H62ZM76 146H73L72 145V147L73 148H75ZM148 146V147H147ZM183 146H181V148H183ZM204 146V147H203ZM14 148V149H12V148ZM143 147H147V149H143V151H142V148ZM203 147V148H202ZM210 147V148H209ZM213 147V148H212ZM36 148H39L38 146L36 147ZM98 148V149H97ZM99 148H104V149H106L107 151H110L109 153H107V152H105L104 153V149L102 150V149H99ZM169 148H171V149H169ZM172 148H173V152H172ZM207 150H206V149ZM218 148V149H217ZM11 149V150H10ZM122 149V150H121ZM165 149V150H164ZM193 149V150H192ZM114 153H119L120 154V156H123L122 158L120 157V156H118V155H115V154H113V152ZM147 150V151H146ZM164 150V151H163ZM185 150L187 151V152H185ZM192 150V151H191ZM92 151H94L93 153H92ZM96 151V152H95ZM102 151V152H101ZM142 151V152H141ZM150 151V152H149ZM171 151V152H170ZM99 152H100V154H99ZM164 152H165V154H164ZM186 154H185V153ZM227 152V153H226ZM74 153V154H73ZM90 153H92L91 155H90ZM112 154V157L110 158V156H111V154ZM162 153V154H161ZM166 153L167 154H169V156L168 155H166ZM189 153H192V154H189ZM236 153V154H235ZM80 154H81V156H80ZM93 154H95V155H98V157L96 158V159H94L96 156H94ZM110 154V156H108ZM160 154V155H159ZM170 154H174L173 156L172 155H170ZM137 155V154H136ZM139 155L141 156V158H142V160L144 159V162H142V160H140L142 163H140V161H138L137 162V160L136 159H138L139 160ZM145 155H147V156H150V158L147 160V161H145L146 160V156ZM157 155V156H156ZM180 155H182V156H180ZM185 155V156H184ZM93 156V157H92ZM100 156V157H99ZM101 156H103L102 158H101ZM163 156V157H162ZM168 156V157H167ZM171 156V157H170ZM228 156H230V157H228ZM6 157H8V156H6ZM78 157V158H77ZM85 157V158H84ZM118 157H120L118 160H117V158ZM129 157H131L130 158V161H132L133 162V160L135 161V163L133 164L132 162L130 163V161L128 162V158ZM84 158V159H83ZM102 160H101V159ZM104 158H105V160L108 162V160H109V165L108 164H106V165H104L105 163H107L105 160H104ZM140 158V159H141ZM151 158H152V160H151ZM87 159V160H86ZM93 159V160H92ZM97 159H99V161H101V162H99V161H96ZM114 159V160H113ZM124 161H123V160ZM154 159V160H153ZM237 159V160H236ZM75 160V161H74ZM85 160V161H84ZM95 160V161H94ZM157 160H158V162H157ZM174 160V161H173ZM223 160V161H222ZM230 160V161H229ZM116 161H119L118 163L116 162ZM125 162V163H123V162ZM173 161V162H172ZM228 161V162H227ZM85 162H90L89 163V165H88V163H85ZM98 162V163H97ZM113 162V163H112ZM121 162H122V164H121ZM164 162H166V163H164ZM225 163V165L227 164L228 166H227V168H226V166L225 165H223L224 163ZM230 162V163H229ZM263 162V163H262ZM103 165H102V164ZM157 165V167H156V165ZM160 163V164H159ZM164 163V164H163ZM229 163V164H228ZM73 166H75V167H73L72 168V165ZM81 164V165H80ZM85 164V166L83 167V165ZM87 164V165H86ZM101 164V165H100ZM112 164V165H111ZM132 164V165H131ZM140 164V165H139ZM141 164H143V165H141ZM233 166H232V165ZM99 167H97V166ZM107 165L108 166H110V167H107ZM116 165V166H115ZM150 165V166H149ZM221 165H222V167H221ZM80 166V167H79ZM101 166V167H100ZM132 166V167H131ZM149 166V167H148ZM219 166H220V168H219ZM225 166V167H224ZM71 168V170H70V168ZM231 167V168H230ZM234 167H236V169L234 168ZM105 169V170H103V169ZM129 168V169H128ZM227 169V171H228V173H227V171H223V170H226ZM234 168V169H233ZM238 168V169H237ZM37 170V168L36 167H34V170ZM69 169V170H68ZM123 169V170H122ZM135 169H136V171H135ZM223 169V170H222ZM231 169H232V171H231ZM242 169V170H241ZM245 169V170H244ZM257 169V170H256ZM33 170V171H34ZM35 170V171H36ZM85 170V171H84ZM98 170V171H97ZM102 170V171H101ZM253 170V171H252ZM34 171V172H35ZM84 171V172H83ZM219 171V172H218ZM221 171V172H220ZM231 171V172H230ZM236 171V172H235ZM243 171H244V175L245 176H243L242 175V173H243ZM72 172H70V173H72ZM108 172V173H107ZM230 172V173H229ZM250 174H249V173ZM91 173V174H90ZM104 173V174H103ZM110 173V174H109ZM218 173V174H217ZM234 173V174H233ZM238 173H241V174H238ZM253 175H252V174ZM258 173V174H257ZM60 174V175H59ZM58 175H59V177H58V175L56 176V177H58V179L57 178H54V182H52V185L53 186H55L54 188L52 187V191L54 192H56V190L58 189V190H61L62 192L64 191V189H65V187H63L64 185H66V181H64L63 179V176H64V172H63V174L60 172ZM81 174V175H80ZM86 174H87V176H86ZM229 174V175H228ZM233 174V175H232ZM236 174H237V176H236ZM250 175V177H251V181L249 180L250 179V177H249V175ZM260 174V175H259ZM263 174V175H262ZM79 175V176H78ZM108 176V178H107V176ZM111 175H113L112 177H111ZM225 175H226V177H225ZM240 175V176H239ZM62 176V177H61ZM75 176H77V178H75ZM83 176H84V178H83ZM224 176V177H223ZM227 176H229L228 178H227ZM79 177V178H78ZM124 177V178H123ZM208 177V178H207ZM258 177H260V178H258ZM61 178H63V179H61ZM75 178V179H74ZM115 178V179H114ZM220 178V179H219ZM252 178H253V180H252ZM56 179H57V181H59V182H57L56 181ZM77 179V180H76ZM78 179H79V181H78ZM104 179H106V180H104ZM108 179V180H107ZM218 179H219V181H218ZM226 179V180H225ZM104 180V181H103ZM112 180H115V181H112ZM123 180V181H122ZM216 180V181H215ZM60 181H62L61 183H60ZM64 181V182H63ZM73 181H76V182H73ZM81 181V183L79 184V182ZM85 181V182H84ZM108 181V183H106ZM208 181V182H207ZM220 181H222V182H220ZM228 181V182H227ZM261 181H263V180H261ZM82 182H84V183H82ZM87 182V183H86ZM100 182H101V184H100ZM103 182V183H102ZM213 182V183H212ZM65 183V184H64ZM75 185H74V184ZM104 183H105V185H104ZM109 183H112L111 185L109 184ZM131 183V184H130ZM177 183V184H176ZM206 183H208V184H206ZM220 183H222V184H224V185H221ZM240 183V184H239ZM248 183V184H249ZM63 186H62V185ZM70 184H68L67 185V187H69L70 188ZM106 184H107V186H106ZM134 184V185H133ZM209 184H210V186H209ZM217 184V185H216ZM162 185V186H161ZM171 185V186H170ZM226 185H227V189H225L226 188ZM236 185V186H235ZM58 188H57V187ZM110 186H112V187H110ZM127 186V187H126ZM144 186V187H143ZM169 186V187H168ZM221 186H222V188H221ZM224 186V187H223ZM242 186V187H241ZM59 187H61V189L59 188ZM66 187V190L68 189ZM72 187V186H71ZM130 187V188H129ZM139 187H140V189H139ZM161 187V188H160ZM235 187V188H234ZM104 190H103V189ZM156 188V189H155ZM163 188V189H162ZM172 188V189H171ZM174 188V189H173ZM206 188V189H205ZM230 188V189H229ZM232 188V189H231ZM95 189V191L96 192H94L93 190ZM101 189V190H100ZM128 189V190H127ZM141 189H142V191H141ZM145 189H147V190H145ZM165 189H167V192H166V190ZM203 189V190H202ZM205 189V190H204ZM210 189H211V192H210ZM262 191H261V193L264 195V185H263V187H262ZM65 190V191H66ZM99 192H98V191ZM103 190V191H102ZM106 190V191H105ZM108 190V191H107ZM134 190V191H133ZM149 190V191H148ZM158 190H160V191H158ZM144 191V192H143ZM146 191H148V192H146ZM157 191V192H156ZM161 191H163V192H161ZM166 192V194H165V192ZM203 191V192H202ZM204 191H208L207 193L205 192V194H204ZM221 191V192H220ZM101 192H103V193H101ZM104 192H106V193H104ZM111 192V193H110ZM133 192V193H132ZM140 192H143V193H140ZM150 192V193H149ZM154 192V193H153ZM216 192V193H215ZM234 194H233V193ZM101 193V194H100ZM115 193V194H114ZM139 193V194H138ZM144 193H146V194H144ZM151 193H152V195H151ZM157 193V194H156ZM159 193V194H158ZM201 193V194H200ZM222 193L220 194V195H222ZM70 193H67V195L66 196H68ZM80 194V195H81ZM90 196H89V195ZM110 194H113L112 196H110ZM143 194V195H142ZM149 194V195H148ZM71 195V194H70ZM69 195V196H70ZM95 195V196H94ZM98 195H99V197H98ZM104 195V196H103ZM125 195V196H124ZM136 195V196H135ZM142 195V196H141ZM199 195V196H198ZM202 195H204L202 198H201V196ZM207 195V196H206ZM213 194H211V196H212ZM220 195L218 196V195H215L218 199H219V197H220ZM65 196V199H67L68 197H66ZM164 196V197H163ZM210 196V197H211ZM215 196H213L214 197V200H217L216 198H215ZM237 196V197H236ZM246 196V197H245ZM104 197H106V198H104ZM140 197H142V198H140ZM147 197V198H146ZM196 197H197V199H200V200H198L197 201V199H196ZM213 197H212V200H213ZM240 197V198H239ZM243 197H244V200H243ZM83 198V199H84ZM95 198H98V199H95ZM100 198V199H99ZM104 198V199H103ZM237 198V199H236ZM93 199V200H92ZM102 199V200H101ZM211 199V198H210ZM85 200V199H84ZM83 200V201H84ZM96 200H99V201H96ZM201 200H203V201H201ZM66 201V200H65ZM95 201H96V203H95ZM104 201V202H103ZM138 203H137V202ZM193 201V202H192ZM201 201V202H200ZM77 202H82V200L81 201H77ZM134 202V203H133ZM136 202V203H135ZM149 202V203H148ZM198 202H200V203H202L203 205H201L200 203H198ZM213 202V201H212ZM215 202V201H214ZM213 202V203H214ZM236 202V201H235ZM10 203V202H9ZM8 203V205L6 206V204H4V203H0V213L2 214V216H1V214H0V217H2V218H7V217H9V216H11L12 215V210L14 209V207L18 204V202H15V203H10L9 204ZM60 202H57V204H59ZM83 203V202H82ZM191 203H192V205H191ZM217 203H218V201H217ZM13 204V205H12ZM135 204V205H134ZM225 204V203H224ZM223 203H222V205L223 206H225ZM19 205V204H18ZM53 205H56V203L55 204H53ZM98 205V206H97ZM121 205V206H120ZM196 205V206H195ZM201 205V206H200ZM210 205H213V204H210ZM209 205V206H210ZM214 205H216V204H214ZM256 205H258V204H256ZM91 206V207H90ZM132 206V207H131ZM209 206H207V207H209ZM259 206V205H258ZM257 206V207H258ZM261 206V208H264V205L262 204V205H260ZM259 206V207H260ZM7 207V208H6ZM17 207V206H16ZM126 207V208H125ZM135 207V208H134ZM192 207H194V208H192ZM213 209H214V206H211ZM211 207H209V208H207V210L208 211H210L211 213H209L207 210H206V212H207V214H205V217L207 218V220H206V223H211V222H213L214 220H215V213L214 212H212V211H214ZM90 208V209H89ZM215 208H216V206H215ZM9 209H11V210H9ZM91 209H93V210H91ZM114 209H115V211H114ZM117 209V210H116ZM136 209V210H135ZM192 209V210H191ZM84 210H88L89 211V213L88 212H86V211H84ZM76 211H78V212H76ZM99 211V212H98ZM114 211V212H113ZM131 213H130V212ZM109 212V213H108ZM110 212H111V214H110ZM123 212V213H122ZM128 212H129V214H128ZM148 212V213H147ZM215 212H216V209H215ZM97 213V214H96ZM103 213V214H102ZM108 213V214H107ZM133 213V214H132ZM72 214H73V217H72ZM74 214H76V216L74 215ZM86 214H88V215H86ZM115 214H118V215H115ZM187 214V215H186ZM212 214V215H211ZM105 215V216H104ZM115 215V216H114ZM168 215H170V217L168 216ZM186 215V216H185ZM208 215H210V218H209V216ZM79 216H81V217H79ZM84 216H85V218H84ZM96 216H98V217H96ZM99 216H100V218H99ZM106 216H108V217H106ZM138 216V217H137ZM76 219H75V218ZM89 217V218H90ZM101 217H103V218H105L104 220H103V218H101ZM111 219H110V218ZM131 217V218H130ZM133 217V218H132ZM176 217V218H175ZM80 218V219H79ZM83 218V219H82ZM166 218V219H165ZM182 218V219H181ZM82 220V221H79V220ZM95 219H96V221H95ZM98 219V220H97ZM100 219V220H99ZM108 219H109V221H108ZM113 219V220H112ZM163 219V220H162ZM165 219V220H164ZM210 219H213L212 221L210 220ZM72 220H74V221H72ZM101 220H103L105 223H107V224H105L103 221H101ZM106 220V221H105ZM170 220V221H169ZM211 222H210V221ZM161 221V222H160ZM96 222V223H95ZM160 222V223H159ZM11 223H13V226H16L15 225V222H11ZM11 223H9V224H11ZM77 223V224H76ZM79 223V224H78ZM104 223V224H103ZM119 223V224H118ZM9 224H7L8 225V227H10V225ZM109 224H110V226H109ZM123 224V225H122ZM127 224V225H126ZM169 225L170 227H168V226H166V225ZM218 225V224H217ZM217 225H215V227L217 226ZM12 226V227H13ZM103 226V227H102ZM106 226H107V228H106ZM120 226V227H119ZM160 226V227H159ZM163 226V227H162ZM174 226V227H173ZM176 226H178V228H175ZM75 227V226H74ZM112 227V228H111ZM133 227V228H132ZM30 228V227H29ZM29 228H21V230L19 231H17V242L19 243V242H21V244H23L22 245V248H23V250L25 249V251L26 250H28V247L26 248V245H28V246H33V247H35L36 246V243H37V247H39V246H41L40 247V249L41 248H46V247H48V246H46V245H50L51 247L52 246H54V245H57L58 243H59V241H60V239L57 237V236H55V235H53V234H49L50 233V230H47V229H45L46 230V232L44 231H42V232H36V233H34V235H33V233H31V230L32 229H29ZM76 228V227H75ZM102 228H103V230H102ZM114 228V229H113ZM116 228V229H115ZM120 228V229H119ZM161 228H166V229H168V228H170V229H172V230H174V233H172V234H170V236H168V235H162V234H160V229ZM218 228V227H217ZM26 229V230H25ZM29 229V230H28ZM81 229V228H80ZM80 229H78V230H80ZM98 229H99V231H98ZM108 229V230H107ZM123 229V230H122ZM125 229V230H124ZM137 229H139V230H137ZM177 229V230H176ZM194 229H198V227H194ZM76 230H77V228H76ZM94 230H93V232H94ZM100 230H102V234L101 233H99L100 232ZM109 230H110V233H108L109 232ZM136 230V231H135ZM220 230V229H219ZM219 230L217 229H215V232L214 233H216L215 235H217L218 233H219ZM28 233H30V236H29V233L28 234H26V232ZM48 231V232H47ZM106 231H107V233H106ZM144 231V232H143ZM175 231H177V232H175ZM214 231V230H213ZM112 232V233H111ZM156 232H157V234H156ZM212 232V231H211ZM19 233H21L22 234V236H21V234H19ZM24 233V234H23ZM47 233V234H46ZM98 233L99 234H101V235H99V236H96L95 234H97L98 235ZM109 235V236H106V235ZM139 234V235H138ZM160 234V235H159ZM185 234H187V233H185ZM28 235V236H27ZM38 235V236H37ZM92 235H95V236H92ZM126 235V236H125ZM128 235V236H127ZM140 235H141V238H140ZM212 235H213V232H212ZM211 235V237H214V236H212ZM129 236H130V238H129ZM136 236H139L138 238H136V240H138L139 239V242L141 243H143V242H146V243H144L145 244V246L147 245H149V248H148V252H146L145 254H146V256H145V254H143V256H142V254H141V256H139V254L138 255H136V256H134V258L133 257H130L129 256V254H128V252L126 251V250H124L126 247H128V243L126 242L127 240H126V238H128V240L129 239H134V237H136ZM183 236V237H182ZM20 237V238H19ZM23 237H24V239H25V241H24V239H23ZM29 237V238H28ZM50 237V238H49ZM54 239H53V238ZM108 237V238H107ZM143 237V238H142ZM23 240H22V239ZM90 237H88V238H86V239H88V240H91V239H89ZM123 238V239H122ZM235 238V237H234ZM237 238V237H236ZM21 239V240H20ZM29 239V240H28ZM58 239V240H57ZM84 239V238H83ZM82 239V240H83ZM108 239H109V241H108ZM112 239V240H111ZM140 239L142 240V241H140ZM157 239V240H156ZM52 240V241H51ZM147 240V241H146ZM56 241V242H55ZM92 241V240H91ZM108 241V242H107ZM110 241H112V243L110 242ZM124 241V244L125 243H127L126 244V247H125V245L122 243ZM23 242V243H22ZM54 242H55V244H54ZM194 242H195V244H194ZM31 243H32V245H31ZM43 243V244H42ZM53 245H52V244ZM107 243H109V244H107ZM121 243V244H120ZM139 243V244H140ZM152 243V244H151ZM219 243V241L216 243V244H218ZM25 244V245H24ZM33 244H35V246L33 245ZM40 244V245H39ZM94 244V245H93ZM98 244V245H97ZM106 244V246H104ZM159 244H161V245H159ZM168 244V245H167ZM108 245V246H107ZM118 245V246H117ZM197 245V246H196ZM132 246V245H131ZM164 246H168L169 248H165ZM175 246V247H174ZM196 246V247H195ZM118 247H120V248H122V250L120 249V248H118ZM125 247V248H124ZM133 247V246H132ZM44 248L42 249L43 251H45L44 250ZM160 248V249H159ZM120 249V250H119ZM155 249V250H154ZM170 249V250H169ZM196 249V250H195ZM1 250H3V249H1ZM1 250H0V261L2 260V256H3V253H4V251L1 253ZM108 250V251H107ZM114 250V251H113ZM123 250H124V252H123ZM175 250V251H174ZM179 250V251H178ZM98 251V252H97ZM106 251V252H105ZM162 251H163V253H162ZM168 251H171V252H169L168 253ZM109 252H110V255H109ZM154 252V253H153ZM195 252V253H194ZM93 253V254H92ZM191 253V254H190ZM194 253V254H193ZM168 254V255H167ZM130 257V258H129ZM186 260V259H185ZM2 262V261H1ZM48 262V261H47ZM97 262H94V263H97ZM99 263V264H100ZM0 264H2V263H0ZM45 264H46V262H45Z\"/></svg>",
	"mask_w": 264,
	"mask_h": 264
}]
</instances>
